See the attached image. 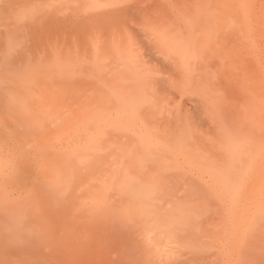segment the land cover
<instances>
[{"label": "bare ground", "instance_id": "bare-ground-1", "mask_svg": "<svg viewBox=\"0 0 264 264\" xmlns=\"http://www.w3.org/2000/svg\"><path fill=\"white\" fill-rule=\"evenodd\" d=\"M46 2H47V0H45ZM51 2V3H57L58 1H60V0H48V2ZM66 1V0H65ZM69 1H71V0H69ZM78 1V0H77ZM80 1V0H79ZM94 1H96V2H98V8L100 9V7L101 8H103V10H102V14H101V16H106V18L108 17L109 18V14H111V13H109V12H113L112 11V9L114 8V6L117 8L118 7V5L117 4H114L113 2H116V3H118V0H93V2ZM161 1V0H160ZM159 1V2H160ZM163 1V0H162ZM158 2L157 4V6H156V8H155V10H154V13L156 14V9L159 7H161V6H164V3H165V7H163V9H167V10H165L164 12L161 10V8H160V10L164 13V14H162L161 13V11L159 12L158 10V12L160 13V16L158 15V17H155L154 18V16L152 15H150L149 13L147 14V15H145V11H142V10H144V9H139V8H136V11L132 8V12H133V10H134V13L136 12H139V10H141L143 13H144V16H142L143 15V13H142V15L141 14H139V15H141V16H139L138 14L137 15H135L136 17L137 16H139L138 18L140 19L141 17V21L143 22V19H146L147 20V18H148V20L152 17L153 18V20L151 21V19L148 21H146V20H144V24L142 23V22H138V25H139V23H140V27L142 28V29H144V30H142V29H140L139 31H142V33L143 34H141L142 36H146L147 34H149V38H150V36H152V34H153V31H156V30H159V28L158 27H160V29L161 28H163L162 30H159V32L160 31H163V34H165V33H167V34H169V32L171 33V34H173L174 32L173 31H176V30H178V29H181L182 27V25H181V23L183 24L184 23V21L186 22V21H189L190 22V27H188L187 25H189L187 22L186 23H184L185 25L184 26H187L186 27V29L187 28H193V27H191V24H192V20L194 19L195 20V18H197V21L199 20L198 19V17L201 15V17H199L200 18V22H201V20H202V22L205 24L206 23V21H207V19L206 18H208L209 17V15H207V17L205 16L204 17V15H206V13H207V10H205V12H203V8L205 7L204 5H208L207 4V2H208V0H207V2H203V1H206V0H195V3H196V1H197V3L199 2V4H196L195 6H193L194 4H193V2L194 1H190V0H172L171 2L173 3V5L175 4L177 7L178 6H180L179 7V9H176L173 5H171V8H172V6H173V8H175L174 10H177L176 12H178V13H181V15H179L178 16V14L176 13V12H174V13H176L177 14V16L176 15H174V13H173V8L170 10L169 8H167V4H168V1H170V0H164L163 2ZM179 1V2H178ZM212 2H214V3H212V2H210V0H209V2H210V4L208 5L209 7H210V5H211V3L212 4H215L216 6L218 5V7H226V8H224V9H222V14H223V16H222V14L220 15V14H218V17H217V13H213V15L215 14L216 16H213L215 19L213 20V22L215 23V25H213V26H215V28L217 29V37L218 38H216L215 40H216V42H219V43H222V41H223V38L225 37V39H226V41H227V35H229V34H227V33H225L226 32V29H225V27H224V29H225V32H223V29H222V31H221V28L219 29V24H221L219 21H216V19L218 20V19H222V20H220L221 22L222 21H224V22H222L223 24L225 23H227V25H228V23L230 24V22L232 23V21H234L235 20V22L236 23H238L237 25H238V30L240 29V25H242V24H240V21L243 23H245L243 26H245V30H244V35H245V31H247V33H246V37L244 38V37H242L241 35H239V36H241L240 38L241 39H246L247 41L249 40L250 41V37H247L248 35H250V33L251 32H254V30L256 29V32H254V33H260L259 31L257 32V28H259L258 27V25H259V23H257V22H255L256 20L257 21H261V23H262V26L260 25V28H262V33H260V34H262V36H263V34H264V4H263V2H259L260 4V6H259V8H261V6H262V8L260 9V10H258V9H256V10H254V6H255V2L253 1L252 3H250L249 2V0H219V1H217V2H215L214 0H211ZM256 1V0H255ZM47 2V3H48ZM63 2V1H62ZM61 2V3H62ZM68 2V1H67ZM66 2V3H67ZM101 2V3H100ZM170 2V3H171ZM186 3V4H184V3ZM190 3V4H187V3ZM201 2H203V4L201 3ZM60 3V2H59ZM64 3V2H63ZM78 3V2H77ZM113 3V4H112ZM119 3H120V1H119ZM153 3V2H152ZM155 3V2H154ZM153 3V5L155 6V4ZM179 3V4H178ZM217 3V4H216ZM262 3V4H261ZM50 4V3H49ZM48 4V5H49ZM65 4V3H64ZM99 4H101V5H99ZM147 4V3H146ZM149 4H151V3H149ZM184 4V5H183ZM254 4V6H252ZM257 4V3H256ZM117 5V6H116ZM138 5H141V4H138ZM160 5V6H159ZM181 5H182V7H186L185 8V10L186 11H188V12H186L185 10H181L182 9V7H181ZM188 5H189V7H188ZM201 5V6H200ZM203 5V6H202ZM108 6V7H107ZM151 6V5H150ZM190 6H192L191 8H190ZM211 6H214V5H211ZM246 6V7H245ZM59 7V6H58ZM63 7V6H62ZM68 7V6H67ZM111 8L112 7V9H111V11H110V9H106V8ZM139 7V6H138ZM153 7V6H152ZM170 7V6H169ZM195 7H200V10H201V12H199V11H197V9H196V11H193V9L195 10ZM203 7V8H202ZM228 7H229V9H230V12H227V11H229V9H228ZM255 7H257V6H255ZM142 8V7H141ZM149 8V7H148ZM193 8V9H192ZM206 8H207V6H206ZM106 9V11L109 13H107L106 11H104ZM115 9V8H114ZM137 9H139L138 11H137ZM168 9H169V11H168ZM191 11H190V10ZM215 10H216V8H214ZM227 9V10H226ZM151 10H153V8L151 9ZM181 10V11H180ZM223 10L225 11V12H223ZM260 11L259 12V14L257 13V16H256V13H255V11ZM104 11V12H103ZM147 12H150V9H149V11L148 10H146ZM167 11V12H166ZM180 11V12H179ZM184 11V12H183ZM193 11V12H192ZM218 11V10H217ZM248 11H250V12H248ZM251 11H254V14H253V12H251ZM106 12V13H105ZM115 12V11H114ZM119 12V11H118ZM130 12V11H129ZM152 12V11H151ZM184 13V15H186V18L188 17V15H189V13L191 12V14L189 15V16H192V14L194 13V12H196V15H195V13L193 14L194 16H197L198 15V13H200V15L198 16V17H195L194 18V16L192 17V19H191V17L189 18V20L187 19L186 20V18H184L183 19V22H181L180 20H178V19H175V18H178V17H181L182 15H183V13ZM185 12L187 13V14H185ZM203 12V13H202ZM218 12H220V11H218ZM247 12V13H246ZM103 13H105V14H108V15H105V14H103ZM134 13H131V14H129V16L130 15H134ZM135 13V14H136ZM158 13V14H159ZM168 13V15H169V13H170V17L168 16V15H166ZM205 13V14H204ZM227 13H228V15H227ZM235 17V18H233V20L232 21H230L229 20V18H232L231 16V14ZM114 14H116V13H114ZM114 14H112V15H110V18L112 19V22H113V26H111V28H110V30L112 31L113 30V32L111 33V36H113V41L115 42L116 41V43L115 44H117L118 43V45H119V47H118V45H115L116 46V48H115V46H114V44L112 43V38H111V36H110V38H108L109 37V33L111 32L109 29H108V32H107V34H102V37H101V39H102V41H101V51H98V53H100L101 52V63H96L95 61L94 62H92L91 63V65L90 66H85V72H87V74L86 75H84L85 76V78L84 79H82L81 81H72V80H68L67 82L66 81H62L63 83H58L57 84V90H59V88H61V91H62V93L61 94H70L71 92H72V94H76V95H78L79 97H78V100L77 101H75V102H73L72 100H74V99H72V97H70L69 96V99H72V100H70V101H72V102H70V104L67 102L66 104H65V107L67 106V110H65L64 112L65 113H60V114H55L54 112H52L51 111V109L49 108L48 110L46 109V108H43V109H41V107L39 106L38 107V105L36 106L35 105V107H34V109L36 108L38 111H39V113H43L44 114V111H46L45 112V116H43V115H40V117H38V116H36V117H38L37 118V120L38 119H42V118H44V117H49L50 116V119H51V121H50V119H49V123L51 124L50 126H49V128L47 127V126H45L46 125V122L47 121H45V124L43 125V131H39L38 133L40 134V132H41V134H43V132L45 131V129H50L51 128V131H48V132H50L51 133V135L49 134V133H47V132H44V135H39L38 134V136H37V132H36V135L34 136H31L32 138H34V139H31V143H29L32 147H29L30 145L29 144H26L25 146L23 145L24 144V142H22L23 144H22V147H25L24 149H26V148H31L33 151H30V152H34V158H35V160H37V163H38V161L40 160V158H46V159H48L46 156H48L49 158H51L52 157V159L54 158V160H53V162H52V164L54 165V164H56V165H54L55 167L56 166H61L62 165V161L64 160V159H66V160H64L63 161V170H65V172H63V171H61V169H60V171H61V173H59L58 172V176H57V178H56V180H55V178H53L54 179V181L51 183V184H48V183H46L47 185H46V187L45 188H43V187H39L40 185H38V190L40 191L41 190V192H51V193H56V194H58V192L57 191H59V192H61L62 194H69V191H72V190H74V188L76 187V185H77V187H80L81 186V189H82V187H83V191H85V193H87V195H89L90 194V192L91 191H87V190H90V189H93V188H100L101 189V191L104 193V196H102L101 198H97V199H92V201H90L89 203H86L85 202V200H86V198H85V200L83 199L84 197H87V195L85 196L84 194H81V193H83L82 192V190H80V188H78V191L79 192H74V193H78V194H81L80 196L81 197H83V198H80V199H83L84 201H81L82 203H85V205H86V208L87 209H89V208H91L92 210H87V211H93V210H97L98 211V214H101V215H104L103 214V212H111V213H113V214H116L117 215V220H119L120 222H119V228H117L118 229V231L121 229V228H126L127 227V225L128 224H135L136 225V230L134 229V230H132L133 231V233H134V235L136 234V240H140L147 248H148V250L150 249V251H148V253H149V255L150 254H152L153 255V259H154V264H264V238H263V236H264V233H263V231H264V183H263V178H264V176H263V167L259 164V162L260 161H263V147H264V143H263V119H264V116H263V114H264V106H263V88H262V92H260V95H262L261 97H259L260 95L257 93H255L256 95H257V97L255 96V94H253V96H255V98H257L256 99V101L257 100H261L263 103L260 105V104H256V101H255V103L253 102L252 103V107L253 108H255L256 106H258V105H260L259 107H258V111H259V114H257V111L255 112L256 114L255 115H252L253 117L255 116V118H253L254 119V121L255 122H253L252 123V127H254V128H256L257 127V129L259 130L258 132L259 133H256L257 132V129H256V131H255V129H251V128H249L250 130H251V132H253V133H249V135H251V138L248 136V132L249 131H245V130H247L246 128H247V126H246V124L245 123H243V119H240V121H239V119L238 118H241V113H243V115L242 116H244V115H246L245 116V118H247L248 117V120H250L249 119V116L250 117H252L251 116V114H252V112H250V110H247L248 112H250V113H248V115L245 113V112H243V111H241V113H240V111H238V113H239V115H238V113L237 112H234L233 113V111H232V109H233V107L231 106V108L232 109H230V105L229 106H227V105H225V106H223L224 104H227L228 102V98L226 97L225 98V96H227L228 95V92H227V90H226V94L224 95L223 94V92L225 91H222L221 89H218L217 88V90H218V92H219V90H221V92H219V94L216 92V96L215 95H213L212 93H210V88H209V92L208 91H206V92H208L210 95H211V97H209L210 95L208 94V96H206V99L207 98H209L210 100L209 101H207L206 99H205V91L204 92H202L201 93V97H200V94H199V92L198 91H200L199 89H197V87L198 88H200L199 86H201V85H198L197 83H199L198 81H197V83H196V76L194 77V75H195V73L197 74L198 72H195V73H193L192 72V70H191V68L190 67H188V66H192V68H194L195 66H197L196 65V62H197V60H196V58H198V57H196L195 55V52L197 51L196 50V48L198 47V45H197V43H195V46H196V48H195V50L193 49V51H195V52H193L190 48H192V47H189L188 46V49H190L192 52H193V54H195L194 56L196 57H192V60H193V58H195V60H196V62H195V60H194V62H195V66H194V62H193V64H192V62L190 61V60H188V58H187V60L188 61H190V63H188V62H186V60H185V62L187 63V66L186 67H183L184 69H182V68H180V67H182V65L183 64H180L179 63V59H178V56H180L181 58H182V60H184L185 58H186V51H187V55H188V51H190V50H188L187 49V39L186 38H189V37H187V36H189V35H187L188 33H190V32H188V33H185V30L182 28V30L183 31H181V30H178V32L179 31H181V32H179V33H177V31H176V33L178 34V35H175V34H173V36H174V38H173V36L171 37L170 35H169V37H168V35H166L167 37H165V38H170L169 40H170V42H169V40L168 41H166V43L168 44L167 46H168V48L166 47V46H164V42H165V38H163L165 35H163L162 33V35H160L159 36V39L161 38V39H164V42H163V40H161V44L159 43V40L157 39V37L158 36H156V35H154V34H157V35H159L160 33H154L153 34V36H152V38L154 37V39H152V41H154V44L156 43V44H158L159 46H161V49L162 50H160L159 49V52H156V54L158 53L159 54V56H161L162 55V53H163V51H164V53H163V57H166L167 56V61L169 62L170 61V63L173 65V64H175L174 62H176V64L175 65H173L174 67V70L176 71L175 72V76H176V74L178 75V72L180 71L181 72V74H185L186 73V76L189 74V72H190V75H188L187 77L185 76V79L187 78H189V80H190V82H193V83H196V85H198V86H196L195 84H193V83H190V84H192V85H190L189 86V88L192 90V89H196L195 90V93L192 95V93L194 92V90H192V91H190V95H192V96H194L195 97V94L196 95H198V96H196L195 97V99H196V101L195 100H193V103L195 104L196 103V105H197V103L198 104H200V103H204L203 105L201 104V109H203L202 107H204L205 105V109L207 110V111H213V109H209V106H207L208 104H210V103H213L214 102V100H213V96L215 97V101H216V103L214 102L213 104H211L210 106H212L213 105V108L215 109L216 108V106L218 105V107L217 108H220V109H215L216 110V112H213V114L215 113V115H218V113H219V115H220V113H221V111L222 110H224V114L227 116L228 114L230 115V116H233V117H231V118H233V119H235V121L234 122H236V120L237 121H239V122H237V124H238V126L240 125V124H242V125H240L242 128L240 129V130H238V131H240V133H238V132H236V133H234L233 134V132H235L234 131V129L233 130H229V128H228V126L230 127V125L227 123V120H225V119H228L229 118V115L226 117V118H224L225 116H224V114L223 115H220V117L222 116L223 118H224V121H226V123L224 124V122H220L221 121V119H222V117H221V119H220V121H218V122H220L219 124L221 125V123H223L222 124V126L224 125V127L225 126H227V124H228V126L227 127H225L227 130H225L224 129V134H226V136H225V139H224V137L222 138L221 136L222 135H224V134H222V130H220L219 131V129H218V127H216V128H214V129H218V131H219V133H218V131L216 132L215 130H214V132H215V135L217 134V136H213V135H211L212 133H213V131H212V133H210V131L211 130H209V121L207 120V119H209V120H212L213 121V123L212 122H210V123H212V124H214V122H215V117H217V116H214L212 113H211V115H213L214 117H212L211 118V116H210V114H208L205 110H203V113L201 112V114H200V111L198 112L200 115H204V117H203V119L202 120H205L206 122H208V124L207 125H205L204 124V122L205 121H203V122H200V120H201V118H200V120L198 119V121H199V123H202L201 125L199 124V126L197 127V126H194L193 124H192V122L193 123H196V122H194L195 121V118H191L190 116H186L185 114H183L182 115V112H180L179 110V112H180V114H177V113H179V112H176V110L177 109H179V108H176L175 109V115H171V113H173V112H171V113H169V111H171V109L169 108V111H167L168 110V108H167V102H166V104H165V102H164V100H162V101H154V103H156L155 105L156 106H154L155 107V110H156V113L158 112V110H159V112H161V110L159 109V108H161V109H166L165 111L164 110H162L163 112H165L164 114H163V116H164V119H162V121L160 122V120H159V118H156V114H154L155 115V118L153 119L152 117H154V115L152 116L151 114H153L152 113V110L154 109H152V105H151V102L153 103V101H150L149 103L148 102H146L147 100H152L153 98L152 97H154L155 95H157V96H155L156 97V99H158V97L160 96L159 94H161L162 93V91L158 88L159 86H161L160 84V80H162L163 81V79H160L161 78V75H162V72H161V75L159 74V68L158 67H156V68H158V71L156 70H154V69H156V68H152V67H150L151 66V64L149 63V65L148 64H145V63H143L144 65H146V66H148L147 67V69H145V67H144V70H146V72L143 70V69H141V68H143V66L141 65V63H138L139 65L138 66H140V67H138L137 66V64L136 63H133V61H134V59H133V57H132V54L130 53V51H127V50H129L130 48H131V45L133 46V45H135V44H137L136 42V36L134 35V33L136 32H133V33H131V30L134 28V26H135V24L137 23H134L135 21H134V19H133V21H132V19L131 20H126V22H133L134 24V26L133 27H130V25H131V23H130V25H129V23H127V25L130 27V28H132L131 30L129 29V28H125V31L127 32V30H130V32H128V33H126L124 30H123V27L121 26V24H123V22L125 23V19H124V21L121 23V22H119V25L118 24H115L114 23V20H113V18H115V17H113V15ZM120 14V13H119ZM153 14V13H152ZM202 14H204L203 15V17H204V19L202 18ZM209 14V13H208ZM251 14H252V17L254 16L255 17V21H254V19H253V21H254V23H253V21H252V17H251ZM261 14V15H260ZM149 15V16H148ZM157 15V14H156ZM226 15V17L228 18V20H229V22H228V20H227V22L225 21V16ZM230 15V16H229ZM260 15V16H259ZM120 16V15H119ZM146 16V17H145ZM174 18H173V17ZM229 16V17H228ZM118 17V16H117ZM131 17H133V16H131ZM160 17H161V19H160ZM173 19H172V18ZM253 17V18H254ZM261 17V18H260ZM125 18H127L126 16H125ZM166 19L165 21H164V19ZM183 18V17H182ZM210 18V17H209ZM259 18V19H258ZM128 19H130L129 17H128ZM136 19V18H135ZM158 20H161V21H163V23L161 22V21H158ZM168 20H171V22L170 21H168ZM173 20H175V21H173ZM191 20V21H190ZM211 20H212V16H211ZM168 21V22H167ZM173 21V22H172ZM178 21H180L181 23H179ZM205 21V22H204ZM238 21V22H237ZM148 22V23H147ZM152 22V23H151ZM161 24H160V23ZM174 23L173 25H174V27H175V29L173 28V27H171V26H169L170 24H168V23ZM194 22V21H193ZM195 22H196V20H195ZM201 22V23H202ZM212 22V21H211ZM218 22H219V24H218ZM235 22H233V24L232 25H230L229 27H233V26H235L236 27V23ZM146 23V24H145ZM176 23V24H175ZM197 23V22H196ZM199 23V22H198ZM213 23V24H214ZM251 23H253V25L255 24L256 26H257V28H255L256 26H252V25H250ZM126 24V23H125ZM162 24H164V25H162ZM187 24V25H186ZM203 24V25H204ZM222 24V25H223ZM258 24V25H257ZM137 25V24H136ZM147 27H146V26ZM150 25V26H149ZM156 25H157V27H156ZM178 25H180V27L178 26ZM203 25H201V26H199V27H201L202 28V26ZM206 25V27H204L205 28V31L207 30V27H208V29H209V26L211 25V23L209 22V26H207L208 24H205ZM247 25H250L251 26V29H252V31H250L251 29H249L250 28V26H249V28H248V26ZM119 26V27H118ZM132 26V25H131ZM139 26H137L138 28H139ZM153 26V27H152ZM165 26L167 27L166 29L168 30V32L166 31L165 32V30H164V28H165ZM198 25H196V27H197ZM213 26L211 27L212 29H214L213 28ZM243 26H242V28L240 29V32L242 33V31H243ZM113 27V28H112ZM116 27H118V28H116ZM136 27V28H137ZM151 27V28H150ZM154 27H156V28H154ZM178 27V29H176ZM195 27V29L193 28V29H191V30H194V31H196V32H192L191 34H197V32H198V34H197V36H201L202 37V35H200L199 34V31H200V28L199 27H197L196 28ZM218 27V28H217ZM231 27V28H232ZM120 28V29H119ZM147 28V29H146ZM153 28H154V30H153ZM169 28V29H168ZM185 28V27H184ZM204 28H203V31H204ZM210 28V29H211ZM259 28V29H260ZM148 29H152V30H150V31H152V32H150ZM199 29V30H198ZM216 29H215V31H216ZM247 29V30H246ZM248 29H249V32L250 33H248ZM254 29V30H253ZM146 30H148V32H146ZM198 30V31H197ZM202 30V29H201ZM218 30L219 31H221V32H219V34H218ZM139 31H137L136 32V34H139L140 35V33H139ZM202 31V32H203ZM211 31V30H210ZM116 32V33H115ZM122 34H121V33ZM124 32V33H123ZM173 32V33H172ZM222 32H223V34L225 33V36L224 35H222V37L221 36H219L220 34H222ZM239 32V33H240ZM133 34V35H131V34ZM152 33V34H151ZM205 33V32H204ZM211 33H212V35L210 36V37H212L213 36V32L211 31ZM216 33V32H215ZM228 33H230V32H228ZM232 33V32H231ZM124 34V35H123ZM126 34H128V36L126 35ZM130 34V35H129ZM180 34V35H179ZM182 34V35H181ZM185 34V35H184ZM203 34V33H202ZM209 34V33H208ZM227 34V35H226ZM248 34V35H247ZM253 34V33H252ZM252 34L250 35V36H252ZM259 34V35H260ZM108 35V36H107ZM115 35V36H114ZM140 35V36H141ZM187 35V36H186ZM103 36H105V37H107L106 39H105V37H103ZM122 36V37H121ZM126 36V37H125ZM181 36V37H180ZM183 36V37H182ZM197 36H193L194 38H196ZM205 36H207L206 34H205ZM209 36V35H208ZM230 36L232 37V34H230ZM115 37V38H114ZM127 37H130V40L129 41H131V45H130V42H128L127 40L129 39V38H127ZM147 37V38H148ZM176 37H178V41H179V38L181 39H184V40H182V41H180V42H178L177 43V38ZM190 37H192V36H190ZM215 37V36H214ZM253 37H254V39H253ZM253 37H251L252 39H251V42H252V40L254 41L255 40V37H256V39H258V38H262V37H258V36H254L253 35ZM258 37V38H257ZM264 37V36H263ZM132 38V39H131ZM156 38V39H155ZM176 38V39H175ZM194 38H192V40H193V42H198L199 40V45L201 46V44L202 43H204V42H206V43H204L203 45H215V44H213L214 42H212V40L209 38V37H205L206 39H208V40H211V43H210V41H205V38H204V36H203V38H204V41H203V39H202V41H201V39H199V38H197L196 39V41L194 40ZM222 40H221V39ZM233 38V37H232ZM108 39H109V41L110 42H108ZM122 39V40H121ZM141 39V38H140ZM174 39V40H176V42L173 40V42H172V40ZM231 39V38H230ZM229 39V42H231V40H234V39H231L230 40ZM263 39L264 38H262L261 40H262V42H263ZM126 42H125V41ZM139 40V39H138ZM142 40H143V37H142ZM141 40V41H142ZM218 40V41H217ZM220 40H221V42H220ZM240 40V39H239ZM246 40H244L245 42H246ZM105 41H107V43H105ZM118 41V42H117ZM136 41V42H135ZM146 40H144V42H145ZM148 41V40H147ZM236 41V40H235ZM238 41V40H237ZM120 42V43H119ZM139 42V41H138ZM162 42H163V44H162ZM184 42V43H183ZM223 42H225V40L223 41ZM244 42V43H245ZM250 42V43H251ZM256 42V41H255ZM103 43V44H102ZM121 43H123V44H121ZM151 43V41L148 43V44H150ZM171 43V44H170ZM180 43V45H178ZM182 43V44H181ZM208 43V44H207ZM233 43V42H232ZM231 43V44H232ZM240 43V42H239ZM253 44H254V42H252ZM249 44L250 45V47L253 45V44ZM257 43H258V41H257ZM114 46H112V45ZM125 44V45H124ZM152 44V43H151ZM154 44H152L155 48H156V44L154 45ZM171 46H170V45ZM224 44H226L227 45V43H223V46H224ZM233 44H235V43H233ZM247 44V43H246ZM262 44V46L261 47H258L257 48V50L259 49V51H260V48H261V50H262V52L260 53V54H262V57H263V43H261ZM104 45H106V46H103ZM123 45H124V47H123ZM127 45H130V48L129 47H127ZM151 45V46H152ZM166 45V44H165ZM202 45V46H203ZM211 45L209 46L210 48H209V50H207V48H206V46L204 47L205 49H203L202 48V46H201V48L204 50H202L201 52H204L205 54L209 51L210 52V50L212 49L213 50V48H211ZM248 45V46H249ZM257 44L255 43V46L254 47H257L256 46ZM259 45H260V42H259ZM110 46V47H109ZM151 46H149L148 45V47H151ZM164 46V47H163ZM183 46H184V49H183ZM193 46H194V44H193ZM194 46V47H195ZM217 46V45H216ZM233 46V45H232ZM231 46V47H232ZM240 46V45H239ZM247 46V48L249 49V51L247 52V53H249L250 52V48ZM111 47H112V50H111ZM129 48V49H127V48ZM136 46H134L133 48H132V50L133 51H136L137 49V47H139V49L140 48H142V47H140L138 44H137V47L135 48ZM147 47V48H148ZM170 47H171V50H170ZM214 47V49H215V46H213ZM236 47V46H235ZM108 50H107V49ZM120 48H122V49H124V51H121V52H124V53H121L120 52V50H117V53L118 52H120L119 54H118V56L116 57V58H118L119 59V61L122 63V66H124V70L123 69H121V70H123V71H119L117 68L115 69L114 67L115 66H119V62L118 63H113L112 61H115V55H117L116 54V52H115V50L113 51V49H120ZM144 48L145 47H143V51H144ZM147 48H146V52H147ZM155 48H151L152 50L153 49H155ZM159 48V47H158ZM167 48V49H166ZM224 48V47H223ZM234 48V47H233ZM243 48L246 50V48L243 46ZM110 49V50H109ZM121 49V50H122ZM127 49V50H126ZM135 49V50H134ZM151 49H150V51L149 52H151ZM198 50H199V48H197ZM247 49V50H248ZM255 50L253 47L251 48V50ZM132 50H131V52H132ZM148 50H149V48H148ZM168 50H170L171 51V53L169 54V55H166V52H168ZM211 50V51H212ZM107 51V52H106ZM139 51V50H138ZM138 51H136V54H137V52ZM155 51H156V49H155ZM154 51V52H155ZM158 51V50H157ZM200 51V50H199ZM207 51V52H206ZM218 51H220L219 50V48H218ZM226 51V50H225ZM228 51H230L229 49H228ZM243 51V50H242ZM153 52V53H154ZM160 52H161V54H160ZM181 52H183V53H181ZM208 52V53H209ZM212 52H214V51H212ZM222 52H223V50H222ZM235 52V51H234ZM237 52V51H236ZM239 52V51H238ZM241 52V51H240ZM254 52V51H253ZM105 53V54H104ZM112 53V54H111ZM141 53V52H140ZM145 53V52H144ZM144 53H143V55H144ZM148 53V52H147ZM146 53V54H147ZM175 53H177L178 55L177 56H174V54ZM180 53V54H179ZM189 53H191V52H189ZM198 53V52H197ZM220 53H221V51H220ZM246 53V52H245ZM245 53H243V55L245 54ZM246 53V54H247ZM255 53H257V52H255ZM107 54H109V55H107ZM157 54V55H158ZM168 54V53H167ZM171 54H173V55H171ZM226 54V53H225ZM231 54V53H230ZM233 54V53H232ZM249 54H252V53H249ZM248 54V55H249ZM119 55H121V56H119ZM142 55V54H141ZM166 55V56H165ZM176 55V54H175ZM209 55V54H208ZM235 55H236V53H235ZM239 55H240V53H239ZM239 55L237 54V56L239 57ZM257 55V54H256ZM168 56H170V58L171 57H173V58H168ZM189 56V55H188ZM193 56V55H192ZM202 56V54L200 55V57ZM204 56H206V55H203V58H204V63H205V57ZM218 56H220V55H218ZM222 56V55H221ZM231 56V55H230ZM242 56V55H241ZM251 56H253V55H251ZM250 56V57H251ZM261 56V55H260ZM110 57V58H109ZM148 57H150V56H148ZM207 58H208V56H206ZM214 57V56H213ZM227 57V56H226ZM235 57V56H234ZM243 57V56H242ZM248 57V56H247ZM175 58L177 59V60H175ZM191 58V57H190ZM189 58V59H190ZM211 58V57H210ZM254 58V57H253ZM258 58V57H257ZM107 59H109V60H107ZM166 59V58H165ZM213 59V58H212ZM211 59V60H212ZM219 59H221V58H219ZM218 59V60H219ZM226 59V58H225ZM235 59H237L236 57H235ZM249 59V58H248ZM255 59V58H254ZM117 60V59H116ZM222 60V59H221ZM238 60H239V58H238ZM237 60V61H238ZM241 60V59H240ZM251 60H252V58H251ZM104 61H106L105 63H103ZM110 61V62H109ZM161 61H162V59H161ZM198 61H199V59H198ZM201 61V60H200ZM200 61H199V63H200ZM225 60H223V63L222 64H224L225 62H224ZM233 61V60H232ZM247 61V60H246ZM250 61V60H249ZM248 61V62H249ZM254 61V60H253ZM252 61V62H253ZM80 62V61H79ZM163 62V61H162ZM161 62V63H162ZM181 62V61H180ZM184 62V63H185ZM239 62H243V60H241V61H239ZM247 62V63H248ZM262 62H263V59H262ZM114 64L113 66H112V68L113 69H115V70H118L119 72H121L122 74H120V73H118V74H120V75H117V72L115 71V75L113 74L112 75V73L114 72V71H112V68H110V72H111V75L112 76H110L109 74H107V72L108 71H105L104 70V72H102V67L104 66V64H106V65H109V64ZM132 63H133V65L134 64H136V67L139 69H137L138 70V75H139V71H143V73L147 76V74L149 73V69L151 70V72L152 71H154V72H156V74H151V72H150V75H152L153 76V78H151L150 76V79H148L149 77H144L145 75H143L142 73H140L141 75H140V79L138 78V80H139V82H140V80L142 81V83L145 81L146 82V80H147V85H149V86H147L146 84H142V86L143 85H146L147 87H149L150 89V91H153V89H151V87H152V85H154V88H155V86H157L156 88H155V90L153 91V94L152 93H150V95L152 96V97H150L149 96V98L150 99H148V97H147V99L145 98L146 97V95H144V94H142V93H144V91L142 92V90L144 89L145 91L147 90V88H145V87H143L142 89H141V87H140V83L138 82V80H135V78H134V75L133 74H135L136 72L135 71H137L136 69H135V65L133 66L132 65ZM169 63V64H170ZM178 63V64H177ZM181 63H183V62H181ZM229 63H230V61H229ZM235 63V62H234ZM237 63V62H236ZM244 63H245V61H244ZM111 64V65H112ZM117 64V65H116ZM153 64V63H152ZM157 64L158 63H156V66H157ZM163 65H164V63H162ZM170 64V66L172 67V65ZM189 64V65H188ZM202 64H203V62H202ZM206 64H207V61H206ZM241 64V63H240ZM246 64V63H245ZM111 65L110 66H107L108 68L109 67H111ZM160 65V64H159ZM184 65H186V64H184ZM209 65V63L206 65V66H208ZM255 65V64H254ZM133 66V67H132ZM162 66V65H161ZM165 66V65H164ZM164 66H162V67H164ZM170 66H169V68H170ZM178 66V67H177ZM198 66H201L200 64H198ZM205 66V65H204ZM107 67H106V70H109V69H107ZM119 67H121V66H119ZM118 67V68H119ZM154 67V66H153ZM160 67V66H159ZM166 67L168 68V66L166 65ZM165 67V68H166ZM220 67H223L224 68V66L222 65V66H220ZM226 67V66H225ZM234 67V66H233ZM241 67H242V65H241ZM249 67V66H248ZM247 67V68H248ZM252 68H253V65L251 66ZM263 67V66H262ZM149 68V69H148ZM152 68V69H151ZM165 68H162V70L164 69L165 71H167ZM173 68L171 69V71H173L174 72V70H173ZM185 68H188L187 70L185 69ZM196 68V67H195ZM207 68V67H206ZM230 68H232V66L230 65ZM103 69H105V67H103ZM135 69V70H134ZM225 69V68H224ZM223 69V70H224ZM233 69V68H232ZM232 69H229V70H232ZM241 69H243V70H245L244 69V67L243 68H241ZM249 69V68H248ZM148 70V71H147ZM161 70V71H162ZM177 70H178V72H177ZM183 70V71H182ZM184 70H186L187 72H185L184 73ZM199 70H200V68H199ZM205 70V69H204ZM207 70V69H206ZM210 70V69H209ZM219 70V69H218ZM226 70V69H225ZM228 70V69H227ZM226 70V71H227ZM228 70V74H230V71ZM242 70V71H243ZM247 70V69H246ZM249 70H251V68L249 69ZM252 70H254V69H252ZM252 70L251 71H249V72H252ZM169 71V70H168ZM208 71V70H207ZM220 71V70H219ZM233 71V70H232ZM231 71V72H232ZM125 74H124V73ZM135 72V73H134ZM148 72V73H147ZM172 72V73H173ZM225 72V71H224ZM246 72V71H245ZM64 73H67V72H64ZM158 73V74H157ZM166 74H167V72H165ZM193 73V74H192ZM247 73V72H246ZM254 72H252V74H253ZM2 73H0V76H2L1 75ZM105 74V75H104ZM169 74H171V73H169ZM205 74H208V73H204V75ZM226 74V73H225ZM243 75H244V73H242ZM255 74V73H254ZM254 74H253V76H254ZM104 75V76H103ZM107 75L111 78V79H109V77H107ZM120 76V77H117V76ZM122 75V76H121ZM125 75V76H124ZM137 75V76H138ZM149 75V74H148ZM160 76V78H158L157 79V76ZM172 75V74H171ZM216 75V74H215ZM219 75V74H218ZM217 75V76H218ZM232 74H230V76H231ZM243 75H241V73H240V77H242V78H244L243 77ZM23 76H25V75H23ZM106 76V77H105ZM136 76V74H135V77H137ZM142 76V77H141ZM156 76V77H155ZM200 76V75H199ZM209 76H210V74H209ZM222 76V75H221ZM229 76V75H228ZM227 76V77H228ZM245 76V75H244ZM248 76V75H247ZM252 75H250V77H251ZM26 77L27 76H25V77H23L22 78V76H20V79L22 80V82L25 80H27L26 79ZM29 77V76H28ZM27 77V78H28ZM104 77H105V80L102 82L101 81V79L103 78L104 79ZM144 77V78H143ZM156 78V80H155V78ZM162 77H163V75H162ZM168 77V76H167ZM166 77V78H167ZM191 77V78H190ZM194 77V78H193ZM211 77H213V74H212V76ZM219 77V76H218ZM236 77V76H235ZM257 77V76H256ZM259 77V76H258ZM260 77H262V82L261 81H259V83H262V84H257V83H255V82H253V84H256V85H253V84H250V86H254V87H258V88H260V87H263V75L262 76H260ZM31 78V77H30ZM116 78V79H115ZM172 79V77H168L167 79H168V81L170 80V82H171V79ZM173 78H174V76H173ZM175 78H177V76L175 77ZM174 78V79H175ZM178 78H180L179 77V75H178ZM196 78V79H195ZM206 78H208V76H206ZM216 79H217V81H215V80H213V78L211 79L212 80V83L214 82H217L216 84L217 85H219V80H221V77H220V79H218L217 77H215ZM223 78V77H222ZM17 79V78H16ZM108 79V80H107ZM137 79V78H136ZM144 81H143V80ZM152 79V80H151ZM167 79H164L165 81L167 80ZM174 79H172V80H174ZM185 79H183L184 81H186ZM202 79H203V77H202ZM201 79V80H202ZM208 79H210V78H208ZM208 79H207V81H208ZM226 79V78H225ZM248 79H251V78H248ZM252 79H253V77H252ZM251 79V80H252ZM132 80H133V82H135V84L132 82ZM158 80H159V83H156V82H158ZM182 80V79H181ZM189 80H187V81H189ZM192 80V81H191ZM194 80V81H193ZM198 80H200V79H198ZM232 80H233V78H232ZM236 82H237V80H238V78L236 77ZM235 80H234V82H235ZM241 80V79H240ZM243 80V79H242ZM241 80V81H242ZM251 80H249L250 82L249 83H252L251 82ZM25 81H24V83H25ZM29 80H27L26 81V83L25 84H27V85H25L26 87V89H29V85L31 84L32 85V82L30 83V84H28L27 82H28ZM31 81V80H30ZM29 81V82H30ZM128 81V83H129V81H131V90H132V88H133V86L134 85H136L137 84V82L139 83V85H138V87L137 86H134V88H133V90L135 89V90H141V91H135V92H137V94L134 92V94H132L133 93V91H132V93L129 91H127L128 93H126V91H125V93H124V91L122 90V89H120V91L118 90L120 87H121V85L124 83V85H122V87L121 88H124V86L126 87V89H128V90H130L129 88H130V84H128L127 85V83H125V82H127ZM137 81V82H136ZM154 81V82H153ZM165 81H163V82H165ZM187 81H186V83L185 84H187ZM247 81V80H246ZM73 82V83H72ZM75 82H76V85L78 84L79 85V83H81V85H75ZM169 82V83H170ZM173 82H175V83H177L176 81H173ZM173 82H171V84H174L173 86H176V84L175 83H173ZM180 82V81H179ZM228 82V81H227ZM232 82V81H231ZM13 83V82H12ZM11 83V84H12ZM14 83H15V81H14ZM24 83H23V85H24ZM68 83V84H67ZM117 83H118V85H117ZM119 83H122V84H119ZM149 83V84H148ZM152 85H151V84ZM154 83H156V84H154ZM169 83H167V84H169ZM201 83V82H200ZM208 83V82H207ZM210 83V82H209ZM239 83V82H238ZM248 83V82H247ZM63 84V85H62ZM74 84V85H73ZM165 84V83H164ZM166 84V85H167ZM171 84H169V86L171 87L170 89L172 90V85ZM179 84V83H178ZM177 84V85H178ZM216 84H214L215 85V87L217 86ZM31 85H30V87H31ZM72 85V87L70 88V86ZM150 85H151V87H150ZM159 85V86H158ZM165 85V86H166ZM181 85V84H180ZM189 85V84H188ZM188 85H186V90H187V93H188V91L190 90L189 88H187V86ZM193 85H194V87H196V88H194L193 87ZM243 85V84H242ZM248 85V84H247ZM65 86H68V87H65ZM75 86L76 87H79L78 89L76 88L75 89ZM81 86V87H80ZM103 86H105V87H103ZM207 86H209L210 87V85H207ZM260 86V87H259ZM28 87V88H27ZM128 87V88H127ZM135 87H137V88H135ZM163 87V86H162ZM214 86H212V88H213ZM214 87V88H215ZM217 87H219V86H217ZM234 87V86H233ZM237 87V86H236ZM62 88H65V89H67L68 91H69V93L67 92V90H66V92H65V89H63L62 90ZM106 88L109 90V92L107 93V91H106ZM153 88V87H152ZM161 88V87H160ZM165 88V87H164ZM167 88V87H166ZM181 88V87H180ZM204 88V87H203ZM241 88V87H240ZM249 88H251V87H249ZM25 89V90H26ZM88 89V90H87ZM177 89V88H176ZM253 90H251V89H249L250 90V92L248 93V95H249V97L251 98V96L250 95H252V93H254L253 91H254V88H252ZM257 89V88H256ZM71 90V91H70ZM75 90V91H74ZM157 90V91H156ZM160 90V91H159ZM175 90V89H174ZM179 90V89H178ZM238 90H240V89H238ZM245 90H247V89H244V91H242V92H244V93H242V94H244V97H245ZM28 91V90H27ZM31 90H29V92H30ZM104 91H105V93H104ZM150 91H146L147 92V94L149 95V92ZM166 91V90H165ZM181 91V90H180ZM183 91V90H182ZM213 91H216V90H213ZM248 91V90H247ZM259 91V90H258ZM65 92V93H64ZM141 92V93H140ZM145 92V93H146ZM164 92V91H163ZM173 92V91H172ZM185 93H186V91H184ZM198 92V93H197ZM231 92V90L229 91V94H231L230 93ZM130 93V94H129ZM138 93H140V94H138ZM159 93V94H158ZM171 93V91L169 92V94ZM177 93V92H176ZM182 93V92H181ZM221 93V94H220ZM262 93V94H261ZM172 94V93H171ZM174 94L175 93H173L171 96H174ZM177 94H179V93H177ZM206 94V95H207ZM214 94H215V92H214ZM223 94V95H222ZM26 95V94H25ZM29 95V94H28ZM27 95V96H28ZM33 95H34V93H33ZM32 95V99L33 98H35L36 99V96H33ZM143 95V96H142ZM159 95V96H158ZM162 95V94H161ZM176 95V94H175ZM188 95V94H187ZM186 95V96H187ZM213 95V96H212ZM221 97V98H223L224 99V101H222L223 99H221L219 96ZM235 95V94H234ZM247 95V96H248ZM26 96V97H27ZM72 96V95H71ZM184 96H185V94H184ZM203 96H204V98H203ZM218 96V97H217ZM231 96V95H230ZM229 96V97H230ZM22 97V95H20V98ZM68 97V96H67ZM154 97V98H155ZM166 97V96H165ZM181 97V96H180ZM190 97V96H189ZM197 97H198V99H197ZM237 97V96H236ZM19 98V96L17 95H13V96H11V98H10V100H9V103H11L12 101H18L17 99ZM20 98H19V100H20ZM28 98H29V96H28ZM27 98V99H28ZM173 98V97H172ZM205 100H203V99ZM219 98V99H218ZM82 99H84V100H88L89 102H90V105H89V109H88V111L85 113V115H83L82 117H81V119H79L78 121V123H76V124H74L73 123V120H74V118H72V116H73V112L72 111H70V110H68V106L69 105H71L72 103L73 104H75V105H77V106H80L82 103H83V101H82ZM166 99V98H165ZM180 99H182V98H180ZM190 99H192V98H190ZM194 99V98H193ZM201 99V100H200ZM219 100V102H218V100ZM221 99V100H220ZM230 99H232L231 97H230ZM236 99V98H235ZM252 99V98H251ZM68 100V99H67ZM146 100V101H145ZM166 100H168V98L166 99ZM165 100V101H166ZM187 100V103H188V100L189 99H186ZM197 100H199V101H197ZM225 100H227V101H225ZM239 100V99H238ZM252 100H255L254 98L252 99ZM27 101V100H26ZM69 101V100H68ZM144 101H145V103H144ZM181 101V100H180ZM191 101V100H190ZM195 101V102H194ZM202 101V102H201ZM235 101V100H234ZM8 102V101H7ZM5 103L4 104V106H6V104H9V103ZM18 102H22V101H18ZM27 102H29V100L27 101ZM145 104V105H142L143 103ZM161 102H162V104H161ZM175 102H176V100H175ZM192 102V101H191ZM206 102V103H205ZM210 102V103H209ZM218 102V103H217ZM221 102V103H220ZM222 102H224V104L222 105ZM227 102V103H226ZM232 102V101H231ZM241 102V101H240ZM240 102H239V104H240ZM13 103V102H12ZM11 103V104H12ZM146 103L147 104H149L148 106L146 105ZM153 103V104H154ZM159 103V104H158ZM164 103V104H163ZM171 103V102H170ZM185 103V101H181V102H179V104H184ZM187 103H185L184 105H187ZM190 103V102H189ZM230 103V102H229ZM243 103V102H242ZM241 103V104H242ZM250 103H251V100H250ZM2 104V103H1ZM11 104H10V106H11ZM27 104H29V106L28 105H24L22 108H21V111H26V109L28 110L29 108H31L30 107V103H27ZM173 104V103H172ZM221 104V105H220ZM245 104V103H244ZM21 105V104H20ZM143 106V107H141V106ZM167 105V106H166ZM180 105V106H181ZM190 105V104H189ZM216 105V106H215ZM235 105V104H234ZM237 105H238V103H237ZM246 105V104H245ZM256 105V106H255ZM8 106V105H7ZM9 106V107H10ZM16 106V109H13V106H11L10 108H12L13 109V113L11 112L12 111V109H11V111L9 110V112L14 116V118H17L16 116H18L19 117V115L21 116L22 115V113H20L19 115L17 114V112L15 111V110H17V105H14V107ZM19 106V105H18ZM42 106V105H41ZM144 106H145V108H144ZM152 106V107H151ZM159 106H161V107H159ZM163 106V107H162ZM166 106V107H165ZM183 106V105H182ZM239 106V105H238ZM238 106L236 107V108H238ZM240 106H242V105H240ZM28 107V108H27ZM43 107V106H42ZM141 107V108H140ZM199 107H200V105H199ZM199 107H198V109H199ZM221 107H222V110H221ZM223 107H224V109H223ZM245 107V106H244ZM142 108H144V109H142ZM157 108V109H156ZM194 108H196L195 107V105H194ZM226 108L227 109H230V113H227V110H226ZM243 108V107H242ZM249 108V107H248ZM247 108V109H248ZM2 109V107L0 108V111H2L1 110ZM33 109V108H32ZM35 109V110H36ZM40 109V110H39ZM45 109V110H44ZM139 109H141L140 111H141V113L139 112H137V111H139ZM150 111H149V110ZM197 108H196V110H198ZM201 109H199V110H201ZM17 110V111H18ZM35 110H34V112H35ZM144 110H147V111H144ZM190 110V109H189ZM195 110V111H196ZM214 110V111H215ZM219 110H221L220 112H217V111H219ZM237 110H239V109H237ZM240 110H241V108H240ZM15 111V112H14ZM32 111V110H31ZM167 111V112H166ZM205 111V112H204ZM225 111H226V113H225ZM8 112V113H9ZM29 112H30V109H29ZM51 114H50V113ZM135 112V113H134ZM143 112H147V113H145V114H143ZM194 112V111H193ZM197 112V111H196ZM1 114L0 115H3L4 114V111H3V113L2 112H0ZM9 113V114H10ZM25 113V112H24ZM47 113V114H46ZM96 113H98L97 114V116L95 115ZM136 113H138V114H140L141 115V119H140V117H139V115H137ZM166 113H168V114H166ZM196 114L195 112L193 113L194 115L196 114V115H199V114ZM207 113V114H206ZM233 113V115H231ZM134 114H136L135 115V117H134ZM142 114H143V116H142ZM147 114H149V115H151V118H150V116L149 115H147ZM169 115L170 114V116H169V118H167L166 119V117H168V116H166V115ZM190 114V113H189ZM222 114V113H221ZM236 114V115H235ZM26 115H32V116H30V120H28V121H32L31 119L33 118V115L35 116V114L33 113H30V114H26ZM53 115V117L54 116H57L56 118L54 117V118H51V116ZM66 115H69V116H66ZM94 115V116H93ZM144 115H145V117H144ZM177 115H182L181 117L183 118V116H184V121L185 122H187V125L189 124V122L191 121V123H190V125L192 126H190V127H187V128H185V129H183V130H181V131H179V132H177V133H174L172 136L170 135V136H168L167 134H164L165 136L163 137V136H161V135H163V130H162V128H159L161 125L163 126V124H164V127H167L168 126V124H170L168 127H173V128H175L176 126L178 127V121L180 120V123H181V125H179L180 127L182 126V125H184L183 123V121L181 120V119H179L180 118V116H177ZM188 115V114H187ZM209 115V116H208ZM259 115V116H258ZM22 116H24V115H22ZM22 116H21V119H22ZM43 116V117H42ZM136 116L139 118V122H140V124L137 126V122H136ZM149 116V117H148ZM166 116V117H165ZM171 116L173 117V116H177L176 118H174V120L176 119V120H178L177 121V124H175V123H173L172 121H174L173 119H172V121H171ZM186 116V117H185ZM234 116H236V118L234 117ZM238 116V117H237ZM257 116H258V118H257ZM28 117V116H27ZM27 117L25 118L24 117V119L25 120H23L22 119V123H25V121L27 120ZM36 117H35V120H36ZM144 117V118H143ZM189 117V118H188ZM198 118H199V116H197ZM206 117H208L207 119H206ZM219 117V118H220ZM57 118H58V121H57ZM143 118V119H142ZM214 118V119H213ZM242 118H244V117H242ZM257 118V119H256ZM19 119V118H18ZM34 119V118H33ZM52 119H53V121H52ZM149 119V120H148ZM151 119V120H150ZM158 120V121H155V120ZM189 121H188V120ZM194 119V120H193ZM216 119H218V117L216 118ZM20 120V119H19ZM48 120V119H47ZM142 120H145L144 121V123L142 122ZM146 120H148V121H146ZM154 120V121H153ZM164 120V121H163ZM187 120V121H186ZM219 120V119H218ZM251 120H252V118H251ZM250 120V121H251ZM258 122H257V121ZM5 121V120H4ZM3 121V122H4ZM43 121H44V119H43ZM56 123H55V122ZM150 121H152L153 123L155 122L156 124L154 125L153 124V126H155V128H159V131L160 132H162V134H158V132H157V134L155 135L154 134V132H153V129L150 127V124L152 123H148V122H150ZM168 121H170V122H168ZM223 121V120H222ZM230 121L232 122V119H230ZM253 121V120H252ZM52 122V123H51ZM164 122H166V123H164ZM175 122V121H174ZM231 122H229V123H231ZM5 123H6V121H5ZM12 123H14V122H12ZM30 123V122H29ZM32 123V122H31ZM33 123L34 124H36V122H34L33 121ZM48 123V124H49ZM54 123V124H53ZM146 123V124H145ZM171 123H172V125H171ZM233 123V122H232ZM1 124H3V123H1ZM15 124V123H14ZM26 124V123H25ZM24 124V125H25ZM34 124H30L31 126H34ZM47 124V125H48ZM148 124V125H147ZM160 124V125H159ZM175 124V125H174ZM205 125L206 126V129H204L203 127L201 128L200 126H202V125ZM212 124H210V125H212ZM215 124H218V123H216L215 122ZM214 124V125H215ZM218 124V125H219ZM10 125H11V122H10ZM9 124H7V125H5V126H10ZM27 125V124H26ZM37 125V124H36ZM36 125H35V127H36ZM39 125V124H38ZM37 125V126H38ZM52 125H54V126H52ZM166 125V126H165ZM196 125H198V124H196ZM203 125V126H204ZM233 125V124H232ZM231 125V127L230 128H232L233 126L235 127V125H233L232 126ZM250 125H251V123H250ZM1 126V125H0ZM15 126V125H14ZM23 126V125H22ZM45 126V127H44ZM52 126V127H51ZM137 126V127H136ZM161 126V127H162ZM175 126V127H174ZM204 126V127H205ZM215 126H217V125H215ZM222 126L221 127H219L220 129H222ZM238 126H236L237 128H238ZM240 126H239V128H240ZM6 127V128H7ZM12 127V126H11ZM27 127H28V125H27ZM39 127V126H38ZM208 127V128H207ZM214 127V126H213ZM212 127V128H213ZM233 127V128H234ZM250 127V126H249ZM40 128V127H39ZM45 128V129H44ZM190 128H192V129H190ZM194 128V129H193ZM195 128H196V130H195ZM210 128H211V126H210ZM211 128V129H212ZM1 129V128H0ZM24 129V128H23ZM200 129V130H199ZM245 129V130H244ZM2 130V129H1ZM7 130V129H6ZM41 130H42V128H41ZM199 130V132H200V135H199V132H197ZM204 130V132H202ZM208 130H209V132H208ZM244 131L243 133L241 132V131ZM5 131V130H4ZM47 131V130H46ZM222 131V132H221ZM225 131H227V133L225 132ZM254 131H255V133H254ZM7 132V131H6ZM247 132V133H246ZM165 133V132H164ZM198 133V134H197ZM208 135V137H209V139H208V137H206V135ZM9 134H11V133H9ZM45 134H46V136H45ZM169 134H171V133H169ZM258 134H260V135H258ZM3 135V134H2ZM48 135H49V137L51 136V138H49L50 140H48L47 142H52V140L54 141V143L53 144H46L45 142L46 141H44V139L43 138H45V140L48 138ZM69 135H72V136H69ZM79 136L80 138H81V141H80V143L77 145V146H75L73 143H74V141H73V143H71V144H73L72 145V148H71V146H69V144H70V142L72 141L71 140V138H74L75 136ZM166 135L168 136V137H166ZM256 135H258V136H256ZM262 135V136H261ZM13 136V135H12ZM11 136V138L14 140L15 139V137L13 138ZM20 136V137H19ZM19 138H21V140H22V135L21 134H19ZM41 136H43V138L40 137ZM66 136H69L70 138V142H68L67 140L65 141V142H63V140H61V138L63 137H66ZM115 136V137H114ZM124 136H128L129 138H127V139H124V140H127V141H120L121 139H123L122 137H124ZM191 136H193L194 137V139H196V141H193L192 139H190V137ZM216 137L217 138V140L216 139H214V138H211V137ZM220 136V137H219ZM255 136L256 137H258V138H255ZM3 137V136H2ZM1 137V138H2ZM37 139H36V138ZM114 137V138H113ZM252 137L255 139V141H254V139H253V141L254 142H251L252 141ZM17 138V137H16ZM38 138H40V141L38 140ZM78 138V137H77ZM207 138V139H206ZM41 139H43V142H42V140ZM64 139H66V138H64ZM75 139H76V137H75ZM206 139V140H205ZM211 139H213V140H211ZM224 139V140H223ZM74 140V139H73ZM262 140V141H261ZM18 141H20V139L18 140ZM17 141V142H18ZM79 141V140H78ZM210 141H215V144L216 143H218V145L219 146H221L220 145V142H222L221 144H222V146H221V149H219L218 147V152L220 153V150L222 151L223 150V152H225L224 154L226 155H222V152L220 153V155H216V153L215 154H213L212 152H211V144H214V143H212V142H210ZM220 141V142H219ZM224 141V142H223ZM9 142H10V140H9ZM13 142H15V141H13ZM210 142V143H209ZM56 143V144H55ZM16 144V143H15ZM70 144V145H71ZM199 144H200V146H199ZM2 145H6V140L5 141H3L2 140V143H1V147H3ZM10 145H11V143H10ZM20 145V144H19ZM29 145V146H28ZM202 145V146H201ZM12 146V145H11ZM10 146V147H11ZM27 146V147H26ZM205 147V149H204V147ZM206 146L208 147V148H206ZM210 146V147H209ZM217 146V145H216ZM6 147H7V145H6ZM9 147V148H10ZM129 147H131V148H129ZM199 147H202V149L200 150V148ZM18 148H19V146H18ZM17 148V149H18ZM28 148V149H29ZM134 148V149H133ZM209 148H210V151H209ZM213 148V147H212ZM12 149H14V148H12ZM16 149V148H15ZM16 149V150H17ZM93 149H96L97 151L98 150H101V152H105V154L103 155V157L105 158L106 157V155L108 154V153H110L111 155L109 156V159H102L101 158V160L99 159V157H98V159L96 158L97 156L96 155H94V154H91L92 153V150ZM132 149L134 150V151H132ZM22 149H19V151H21ZM199 150L200 151H202V152H199ZM208 150V151H207ZM1 151H3V150H1ZM25 152H26V150H24ZM121 152L123 155L121 156V155H119L120 153L119 152ZM135 151H136V153H135ZM207 151V152H206ZM8 152V151H7ZM12 152H15V151H12ZM18 152V151H17ZM22 153H23V151H21ZM25 152H24V155H25ZM59 154H58V153ZM91 152V153H90ZM119 154H118V153ZM203 152H206V153H204V155H202L201 153H203ZM117 153V154H116ZM207 153H209V155H210V159L211 158H218V159H216L218 162H211L212 161V159L209 161L208 159H209V155L207 154ZM219 153H217V154H219ZM1 154V153H0ZM32 154V153H31ZM158 154V156L157 157H153V156H155V155H157ZM211 154H213V155H211ZM11 155V154H10ZM15 155H16V153H15ZM26 155H27V153H26ZM118 157H117V156ZM1 156V155H0ZM9 156V155H8ZM29 156H30V154H29ZM120 156V157H119ZM217 156H219V157H217ZM40 157V158H39ZM64 157V159L62 160L61 158H63ZM149 157H151V158H149ZM180 157H182V158H180ZM14 159L15 158H13V155L12 156H9V157H7L3 162H2V160H1V157H0V165L1 166H3V167H5V168H7V170L8 169H10V171L8 172L7 170H5L4 168H2L1 166H0V172H5V171H7L8 173H6L5 174V176H3V175H1V173H0V175L1 176H3V179H6V181H7V179H11L12 177H10V175L11 174H13V173H15L16 172V170L19 168L20 169V167L22 166H20V163L19 162H15L16 163V166L15 165H13V162H14ZM26 159V158H25ZM25 159H23V161L25 160ZM46 159L44 160V159H42V160H44L43 161V164L42 165H46L47 163V161H46ZM52 159H48L49 161L51 160L52 161ZM55 159H56V161H55ZM57 159L59 160V161H57ZM60 159L62 160V161H60ZM17 160H18V158H17ZM16 160V161H17ZM27 160V159H26ZM19 161H20V158H19ZM48 161V164H47V166L50 164V162ZM20 162H22V160L20 161ZM61 163V165H59L58 163ZM149 162H154V163H152V164H150ZM34 163H36V162H34ZM40 163V162H39ZM46 163V164H45ZM3 164H5V165H3ZM18 164V165H17ZM51 165V164H50ZM53 165H51V169H54L52 166ZM258 165V166H257ZM46 166V167H47ZM106 166H108V167H114L115 166V169H113L112 170V172L111 171H109V173H105L106 171H105V167ZM263 166H264V162H263ZM9 167V168H8ZM18 167V168H17ZM23 167V166H22ZM4 169V170H2V169ZM25 168V167H24ZM24 168H21V170H22V172H24ZM49 168H50V166H49ZM147 168V169H146ZM59 169V168H58ZM57 169V170H58ZM103 169V170H102ZM2 170V171H1ZM96 170V171H95ZM55 171V170H54ZM155 172H158V173H155ZM24 174V173H23ZM25 174H26V171H25ZM24 174V175H25ZM27 174H29V172H27ZM26 174V175H27ZM82 174V175H81ZM107 174H109V175H107ZM157 174V175H156ZM257 175V176H256ZM35 176H37V174L35 175ZM91 176H97V178L95 179V180H93V181H90V177ZM81 177V178H80ZM83 177V178H82ZM1 178V177H0ZM26 178V177H25ZM36 178V177H35ZM77 178L79 179H81L82 180V182L80 181V179H79V181H78V183H76V181H77ZM257 178V179H256ZM22 179V178H21ZM24 179V178H23ZM22 179V180H23ZM27 179V178H26ZM28 179H29V177H28ZM34 179V178H33ZM37 179V178H36ZM35 179V180H36ZM39 179V178H38ZM252 179H255V180H260L261 182H259L258 184H255L254 186H251V185H249L250 183H248V181H250V180H252ZM2 180V179H1ZM0 180V181H1ZM22 180H20V184H21V186H22V183H21V181ZM25 180V179H24ZM32 179H30V181H31ZM35 180H33V183H32V181H31V186L34 184V182H35ZM40 180H42L43 182H42V184H44V179L42 178V179H40ZM83 180H84V182H83ZM13 181V180H12ZM52 180H49L48 182H51ZM88 181H90L89 183H88ZM2 182V181H1ZM4 182L5 181H3V185H4ZM7 182H10V181H7ZM6 182V183H7ZM24 182V181H23ZM47 182V181H46ZM82 183V184H79V183ZM144 182V183H143ZM25 183H27L26 181H25ZM25 183H23V186L21 187V189L22 188H24V185H25ZM143 183V185L141 186V184ZM257 183V182H256ZM9 184V186L8 187H14L13 185H14V183H13V185H11L12 183H8ZM29 184V183H28ZM36 185H37V181H36V183H35ZM74 184H75V186H74ZM2 185V186H3ZM7 185V184H6ZM5 185V186H6ZM27 185V184H26ZM25 185V186H26ZM30 185V184H29ZM80 185V186H79ZM86 185V186H85ZM2 186H1V190H2ZM4 186V187H5ZM16 186V185H15ZM31 186H30V188H31ZM34 187H35V185H33ZM7 187V186H6ZM18 187V186H17ZM19 187H20V185H19ZM33 187V188H34ZM74 187V188H73ZM16 188V187H15ZM27 188V187H26ZM36 189H37V187H35ZM34 188V189H35ZM42 188V189H41ZM73 188V189H72ZM11 189V188H10ZM28 189V188H27ZM35 189V190H36ZM8 190V189H7ZM25 190V189H24ZM43 190V191H42ZM106 190H107V195H106ZM14 191V190H13ZM29 191V190H28ZM28 191H27V193H28ZM243 191L245 192V194L243 195V196H240L242 193H243ZM2 191H0V193H1ZM3 192H5V191H3ZM9 192V191H8ZM23 192V191H22ZM73 192H70V193H72V194H69V195H73L74 193ZM50 193V194H51ZM2 194V193H1ZM26 194V193H25ZM49 194V193H48ZM49 194V195H50ZM68 194H67V196H68ZM3 195V194H2ZM7 194H5L4 193V197L6 196ZM28 195V194H27ZM54 195V194H53ZM3 196H1L0 195V200H2L4 197ZM19 196V195H18ZM17 196V197H18ZM25 196V195H24ZM67 196H65L66 198L65 199H67L68 197ZM115 196H116V198H115ZM120 196V197H119ZM13 197V196H12ZM16 197V198H17ZM23 197V196H22ZM27 197H29V196H27ZM72 197V198H71ZM71 197H69V198H71V199H68L69 201L70 200H72L73 199V196H71ZM75 197V196H74ZM77 197H79L78 195H77ZM112 197H114L115 198V203L114 204H112V205H110V202H114L113 200H110V199H112ZM123 198V200L121 199V202H123V201H125V203H120L119 205H118V203H119V199L118 198ZM8 198H9V196H8ZM14 198V197H13ZM16 198H14V201L16 202L17 201V199ZM31 198V197H30ZM30 198H28V199H30ZM59 199H60V197H58ZM76 198V197H75ZM113 198V199H114ZM20 199V198H19ZM18 199V201L19 202H16V203H19V205H21V201L23 202V200H19ZM22 199V198H21ZM24 199H27L26 198V196H25V198ZM51 199V198H50ZM62 199H64V198H62ZM77 200L79 199V198H76ZM11 200V199H10ZM61 200V199H60ZM74 200V199H73ZM91 200V199H90ZM94 200V201H93ZM110 200V201H109ZM118 200V201H117ZM13 201V202H14ZM64 201V200H63ZM67 201V200H66ZM76 201V200H75ZM79 201V200H78ZM87 201V200H86ZM71 202V201H70ZM74 202V201H73ZM77 202V201H76ZM15 203V204H16ZM24 203V202H23ZM64 203V202H63ZM117 203V204H116ZM14 203L11 205L10 204V206L13 208V209H15L16 207H14L13 205H15ZM53 204V203H52ZM57 204V203H56ZM66 204H68V203H66ZM74 204V203H73ZM72 204V205H73ZM117 206H116V205ZM50 205V204H49ZM54 205V204H53ZM62 205H65V203L64 204H62ZM75 205V204H74ZM78 204L76 203V205L75 206H77ZM81 205V204H80ZM84 205V206H85ZM115 205V206H114ZM9 206V207H10ZM27 206V205H26ZM81 206H83V205H81ZM81 206H79L80 208H81ZM111 206V207H110ZM4 207V206H3ZM10 207V208H11ZM45 207V206H44ZM43 207V208H44ZM58 207V206H57ZM61 207V206H60ZM68 207V206H67ZM70 207H71V205H70ZM72 207H74V206H72ZM1 208V207H0ZM5 208V207H4ZM10 208H8V205H7V210H9ZM50 208H52V207H50ZM53 208L55 209V206H53ZM59 208V207H58ZM75 208V207H74ZM24 209H26L25 207L24 208H22V210L19 212V215H20V213L21 214H23L24 213ZM76 209V208H75ZM11 210V209H10ZM9 210V212H10V214H13L11 211H13V210H11L10 211ZM29 210V209H28ZM48 211V209H45V211ZM50 210V209H49ZM56 210V209H55ZM58 210V209H57ZM64 210V209H63ZM63 210H62V214H63ZM35 212H36V210H34ZM43 211V210H42ZM42 211H40V213H43ZM44 211V212H45ZM51 211V210H50ZM65 211V210H64ZM82 211V210H81ZM86 211V212H87ZM35 212H34V214H35ZM39 212V211H38ZM38 212H36V213H38ZM79 212V211H78ZM77 212V213H78ZM83 212V211H82ZM32 213V212H31ZM45 213H47V212H45ZM51 213H53V212H51ZM58 213V212H57ZM56 213V214H57ZM80 213V212H79ZM118 213H119V215H118ZM29 214V213H28ZM33 214V215H34ZM71 214V213H70ZM81 214V213H80ZM79 214V215H80ZM5 215V214H4ZM7 215V214H6ZM9 215V214H8ZM19 215L18 216H16V217H18L19 218ZM68 215V214H67ZM10 216V215H9ZM52 216H53V214H52ZM82 216V215H81ZM109 216V215H108ZM115 216V215H114ZM238 216V217H237ZM5 217V216H4ZM8 217V216H7ZM7 217H6V221H7ZM3 218V217H2ZM18 218H16V220H17V224L19 223L18 222ZM28 218V217H27ZM114 219L116 218V217H113ZM10 219V218H9ZM38 219V218H37ZM113 219V221H111L112 222V224H114V220ZM235 219V220H234ZM4 220V219H3ZM20 220V219H19ZM27 220V219H26ZM42 220V219H41ZM116 220V221H117ZM5 221V220H4ZM9 221V220H8ZM22 221H24V220H22ZM28 221V220H27ZM27 221H24V222H27ZM115 221V222H116ZM37 222V221H36ZM118 222V221H117ZM31 223H32V221H31ZM40 223H41V221H40ZM45 223V222H44ZM51 223V222H50ZM263 223V224H262ZM14 225V226H18V225ZM20 224V223H19ZM22 224H23V222H22ZM25 224V223H24ZM35 224H37V223H35ZM42 224H43V222H42ZM41 224V225H42ZM112 224L110 225V227L112 226ZM40 225V226H41ZM44 225V224H43ZM6 226V224L4 225V227ZM24 225H22V227H23ZM36 226V225H35ZM114 226V228H116V226H118V225H113ZM113 226L111 227V230H112V228H113ZM0 227H2L1 225H0ZM8 227V226H7ZM25 227H27V226H25ZM53 227V226H52ZM12 228V227H11ZM14 228V227H13ZM114 228H113V230H114ZM18 229H20L19 227H18ZM117 229H115V230H117ZM133 229V228H132ZM122 230V229H121ZM12 231V230H11ZM120 233V231L118 232V234ZM122 233V232H121ZM117 235V234H116ZM133 235V236H134ZM135 238V237H134ZM24 250V249H23ZM149 255H148V257H149ZM31 257V256H30ZM33 257V256H32ZM31 257V258H32ZM48 258V257H47ZM51 258V257H50Z\"/></svg>", "mask_w": 264, "mask_h": 264}, {"label": "rangeland", "instance_id": "rangeland-1", "mask_svg": "<svg viewBox=\"0 0 264 264\" xmlns=\"http://www.w3.org/2000/svg\"><path fill=\"white\" fill-rule=\"evenodd\" d=\"M65 3H63V2ZM68 1V2H67ZM101 1V0H100ZM113 1V0H112ZM119 1H120V3H119ZM160 0H118V3H116V2H113L114 4H117L118 5V7L116 8L115 6H114V8L112 9V7L110 8H106V9H110V11H111V9H112V11L113 12H109V13H111V14H109L107 11H106V9L104 10V11H106L108 14H109V18L107 17L106 18V16H101V12H102V10H103V8H101L100 7V9L98 8V2H96V1H94L93 2V0H71V1H69V0H60V1H58L57 3H51L50 1L48 2V0H47V2L45 1V0H0V73H2L1 75L2 76H0V108L2 107V111H0V112H2L3 113V111H4V114L3 115H0V128L2 129H0V145H1V143H2V140L3 141H5L6 140V145H7V147H6V145H2L3 147H1L0 146V157H1V160H2V162L7 158V157H9V156H12L13 155V158H15L14 159V162H13V165H15L16 166V163L17 162H19L20 163V169L18 168L17 170H16V172L15 173H13V174H11L10 175V177H12L11 179H7V181H10V182H7L6 181V179H3V176H5V174L6 173H8L9 171H10V169H8L7 170V168H5V167H3V166H1L2 168H4L5 170H7V171H5L4 173L3 172H0L1 173V175H3V176H1L0 175V180L2 181H0V191H2L1 193L4 195V193L5 194H7L5 197L0 193V195L1 196H3L4 198L2 199V200H0V225L2 226V227H0V264H154V257H153V255L152 254H150L149 255V253H148V251H150V249L148 250V248L140 241V240H136V234L134 235V233H133V231L132 230H134L135 228H136V225L135 224H128L127 225V227L124 229V228H121L119 231H120V233L118 234V229L117 228H119V220H117V213L116 214H113V213H111V212H103V214L104 215H101V214H98V211L97 210H93V211H87V210H92L91 208H89V209H87L86 208V205H85V203H82L81 201H84L85 200V198H86V200H85V202L86 203H89L90 201H92V199H97V198H101L102 196H104V193L101 191V189L100 188H93V189H90V190H87V191H91L90 192V194L89 195H87V193H85V191H83V187H82V189H81V186L80 187H77V185H76V187L74 188V190H72V191H69V194H72V193H70V192H79L78 191V188H80V190H82V192L83 193H81V194H86L87 195V197H81L82 195L81 194H78V193H74L73 195H69L68 193V196H67V194H62L61 192H59V191H57L58 192V194H56V193H51V192H44L43 190V192H41V190L39 191L38 190V185H40L39 187H43V188H45L46 187V183H48V184H51L53 181H54V179L53 178H57V176L59 175L58 174V172L59 173H61V171H63V172H65V170H63L62 168H63V161L64 160H66V159H64V157L63 158H61L60 159V161H62V165H61V163L59 162L58 164L59 165H61L60 167L59 166H54V165H56V164H52V162H53V160H54V158L52 159V157L51 158H49L48 156H46L48 159H52V161L50 160H48V159H46V158H40V160L38 161V163H37V160H35V156H34V152H30V151H33L31 148H29V147H32L29 143H31L32 141H31V139H34V138H32L31 136H35L36 135V132H37V136H38V132L39 131H43V125L45 124V121H47L46 122V125L45 126H47L48 128H49V126L51 125L49 122L51 121V119H50V116L49 117H44V118H42V119H38L37 120V118L38 117H40V115H43V116H45V112L46 111H44V114L43 113H39V111L36 109H34V107H35V105L37 106L38 105V107L40 106L41 107V109H43V108H46L47 110L50 108L51 109V111L52 112H54L55 114L57 113V114H60V113H65L64 111L65 110H67V106L65 107V104L68 102L69 104H70V102H75V101H77L78 100V95H76V94H72V92L70 93V94H61L62 93V91H61V88H59V90H57V84L58 83H63L62 81H68V80H72V81H81L82 79H84L85 78V76L84 75H86L87 74V72H85L84 70H85V66H90L91 65V63L92 62H96V63H101V52L100 53H98V51H101V41H102V39H101V37H102V34H107V32H108V29L110 30V28H111V26H113V22H112V19L110 18V15H112V14H114V13H116V14H114L113 15V17H115V18H113V20H114V23L115 24H118L119 25V22H121L122 20L124 21V19H125V23L123 22V24H121V26L123 27V30L125 31V28L127 29V28H129L130 30L132 29V28H130V27H133L134 25V23H136L137 21L139 22H142L141 20V18L139 19L138 17L139 16H141L142 15V11H145L146 13H145V15H147L148 13L152 16H154V18L155 17H158V15L160 16V11L162 10L163 12L165 11V10H167V9H163V7H165V3H164V6H161L160 8H161V10H160V8L158 7L157 9H156V14L154 13V10H155V8H156V6L158 5L157 3L159 2ZM162 1V0H161ZM160 1V2H161ZM164 1V0H163ZM162 1V2H163ZM166 1V0H165ZM168 1V0H167ZM172 0H170V1H168V6H167V8H171V5H173V3L171 2ZM180 1V0H179ZM178 1V2H179ZM183 1V0H182ZM185 1V0H184ZM190 1H194L193 2V6H195L196 4H199V2L197 3V1H196V3H195V0H190ZM215 2H217V1H219V0H214ZM255 2L254 4H255V6H257V7H255L254 6V4L252 5V6H254V10H256V9H258V10H260L261 8H262V6H261V8H259V2H263L264 0H249V2L250 3H252V2ZM60 2V3H59ZM62 2V3H61ZM67 2V3H66ZM78 2V3H77ZM155 4V6L153 5V3ZM159 2V3H160ZM171 2V3H170ZM203 2H207V0L206 1H203ZM203 2H201L202 4H203ZM210 2H212L211 0H210ZM210 2H209V0H208V2H207V4L209 5L210 4ZM50 3V4H49ZM101 3V2H100ZM112 3V4H113ZM147 3V4H146ZM149 3H151V4H149ZM184 3V2H183ZM191 3V2H190ZM189 2L187 3V4H190ZM212 3H214V2H212ZM211 3V5H214V6H211L210 5V7L208 6V5H204L205 7L203 8V12H205V10H207V13H206V15H204V14H202V18L204 19V17L206 16L207 17V15H209V17L208 18H206L207 19V21H206V23L205 24H208L207 26H209V22L211 23V27L213 26V25H215V23L213 22V20L215 19L213 16H216L215 14L213 15V13H217V17H218V14H222V9H224V8H226V7H218V5L216 6L215 4H212ZM257 3V4H256ZM49 4V5H48ZM138 4H141V5H138ZM179 4V3H178ZM184 4H186V3H184ZM183 4V5H184ZM217 4V3H216ZM262 4V3H261ZM263 4H264V2H263ZM99 5H101V4H99ZM116 5V6H117ZM151 5V6H150ZM175 5V4H174ZM173 5V6H174ZM202 5V6H203ZM59 6V7H58ZM63 6V7H62ZM68 6V7H67ZM139 6V7H138ZM153 6V7H152ZM160 6V5H159ZM170 6V7H169ZM173 6H172V8H173ZM197 6V5H196ZM201 6V5H200ZM206 6H207V8H206ZM108 7V6H107ZM142 7V8H141ZM149 7V8H148ZM175 8L177 7L176 5L174 6ZM179 7L180 6H178L176 9H179ZM181 7H182V5H181ZM188 7H189V5H188ZM192 6H190V8H191ZM246 7V6H245ZM132 8L136 11V8H139V9H144V10H139V9H137V11L139 10V12H135L134 13V10H133V12L131 11L132 10ZM153 8V10H151ZM171 8V9H172ZM175 8H173V13L174 12H176L177 10H174ZM186 8V7H185ZM185 8L184 7H182V9L181 10H185ZM214 8H216V10L214 9ZM102 9V10H101ZM149 9H150V12H147L146 10H148L149 11ZM160 11H159V10ZM169 9H168V11H169ZM170 9V10H171ZM193 9V8H192ZM196 9H197V11H199V12H201V10H200V7H195V10L193 9V11H196ZM205 9V10H204ZM228 9H229V7H228ZM159 12H158V11ZM180 10V11H181ZM187 10V9H186ZM185 10V11H186ZM190 10V9H189ZM220 11V12H218V11ZM225 10V9H224ZM223 10V12H225ZM227 10V9H226ZM255 11V13H256V16H257V13L259 14V12L260 11ZM103 11V12H104ZM119 11V12H118ZM130 11V12H129ZM152 11V12H151ZM161 11V13L162 14H164L163 12ZM179 11V12H180ZM191 11V10H190ZM192 11V12H193ZM105 12V13H106ZM167 12V11H166ZM184 12V11H183ZM182 12V13H183ZM186 12H188V11H186ZM185 12V14H187ZM202 12V13H203ZM227 12H230V9H229V11H227ZM248 12H250V11H248ZM251 12H253V14H254V11H251ZM105 13H103V14H105ZM120 13V14H119ZM131 13H134V15H130L129 16V14H131ZM141 14V15H139V14ZM153 13V14H152ZM159 13V14H158ZM177 14H178V16L179 15H181V13H178V12H176ZM176 13H174V15H176L177 16V14ZM195 13V15H196V12H194ZM193 13V14H194ZM209 13V14H208ZM247 13V12H246ZM108 14H105V15H108ZM139 15V16H135V15ZM191 14V12L189 13V15ZM192 14V16H189L188 15V17L190 18L191 17V19H192V17L194 16ZM231 14V13H230ZM120 15V16H119ZM166 15H168V13L166 14ZM200 15V13H198V15L197 16H194V18L195 17H198ZM203 15H204V17H203ZM227 15H228V13H227ZM232 15V14H231ZM261 15V14H260ZM259 15V16H260ZM118 16V17H117ZM125 16L127 17V18H125ZM131 16H133V17H131ZM142 16H144V13H143V15ZM149 16V15H148ZM169 17H170V13H169V15H168ZM211 16H212V20H211ZM222 16H223V14H222ZM230 16V15H229ZM228 16V17H229ZM255 16V15H254ZM253 16V17H254ZM128 17L130 18V19H128ZM146 17V16H145ZM173 17V16H172ZM171 17V18H172ZM175 17V16H174ZM173 17V18H174ZM183 17V18H182ZM186 18V15H184V13H183V15L181 16V17H178V18H175V19H178V20H180L181 22H183V19L184 18H186V20L188 19L189 20V18ZM199 17H201V15L199 16ZM198 17V21H197V18H195V20H196V22H195V20L193 19L191 22H192V24H191V27H193L194 29H195V27H196V25H198L197 27H199V26H201V25H203L204 23L202 22V20H201V22H200V18ZM225 18V21L227 22V20H228V18L226 17V15L224 16ZM232 18H229V20L230 21H232L233 20V18H235L233 15L231 16ZM251 17H252V14H251ZM251 18L252 19V21H253V19H254V21H255V17L254 18ZM124 18V19H123ZM134 19V21H133V19ZM136 18V19H135ZM152 18V17H151ZM150 18V19H151ZM172 18V19H173ZM261 18V17H260ZM122 19V20H121ZM132 19V21L134 22H126V20L128 21V20H131ZM149 19V20H150ZM160 19H161V17H160ZM164 19V18H163ZM227 19V20H226ZM259 19V18H258ZM144 20H146V19H143V24H144ZM147 20H148V18H147ZM146 20V21H147ZM148 20V21H149ZM153 20V18L151 19V21ZM162 20V19H161ZM161 20H158V21H161ZM166 19H164V21H165ZM185 20V19H184ZM220 20H222V19H216V21H219L221 24H219V22H218V24H219V29L221 28V31H222V29H223V32H225V29H226V32L225 33H227V34H229V35H227V41H226V39H225V37L223 38L222 37V35H224L225 36V33L223 34V32H222V34H220L219 36H221L222 38H223V41L225 40V42H223L222 41V43H219V42H216V38H218L217 36V29L215 28V26H213V28L214 29H212L210 26H209V29H208V27H207V30L205 31V28L204 27H206V25L204 24L203 26H202V28L201 27H199L200 28V31H199V34L200 35H202V37L201 36H197V34H198V32H197V34L195 35V34H191L194 30H191V29H193V28H187L186 29V27L188 26V27H190V22L189 21H186L189 25H187V26H184L185 24L184 23H186L185 21H184V23L182 24L180 21H178L179 23H181V27L185 30V33H188V32H190V33H188L187 35H189V36H187V37H189V38H186L187 39V49H188V46L189 47H192V48H190L192 51H193V49L195 50V48H196V46H195V43H197V45H198V47L197 48H199V50L196 48V52L195 51H193V52H195V54H193V52L190 50V49H188V50H190V51H188V55H187V51H186V58L184 59V60H182V58L180 57V56H178V59H179V63L180 64H183L182 65V67H180V68H182V69H184L183 67H186L187 66V63L186 62H188V63H190V61L192 62H194V60H195V58L196 57H198V58H196V60H197V62H196V60H195V62H196V65L197 66H195V62H194V66L196 67H194V68H192V66H188V67H190L191 68V70H192V72L193 73H195V72H198L197 74L195 73V75H194V77L196 76V83H197V81L199 82V83H197L198 85H201V86H199L200 88H198L197 87V89H199L200 91H198L199 92V94H200V97H201V93L202 92H204L205 91V99H206V96H208V92H209V88H210V93H212L213 95H217L216 94V92L219 94V92H221V90L222 91H224L223 92V94L225 93H227L228 92V95L227 96H225V98L227 97L228 98V101L227 100H225V101H227L226 103L227 104H224V102H222V105L223 106H225V105H227V106H229L230 107V109H232L231 108V106L233 107V109H232V111H233V113L234 112H237L238 113V111H240V113H241V111H243V112H245L247 115H248V113H250V112H252V114H251V116L252 115H255L256 113V111H257V114H259V111L257 110L258 109V107L264 102V97H263V102L261 101V100H257L256 101V99L257 98H255V96L257 97V93L260 95V92H262V88H263V96H264V39H263V42H262V38H264L263 36H264V34H263V36H262V34H260V33H262V28H260V25L262 26V23H261V21L259 20V21H255V22H257V23H259V25H258V27L260 28H257V26L254 24L253 25V23H254V21H253V23H251L250 25H252L253 27L254 26H256L255 28H257V32L259 31L260 33H254V32H256V29L254 30V32H249V29H251V26L250 25H247L248 26V28H249V26H250V28L248 29V33H250V35L252 34V36H250V35H248L247 37H250V41L248 40H246V39H241L240 37L242 36V37H246V33H247V31H245L246 33H245V35L243 34L244 33V28H245V26H243L245 23L243 22H241L240 21V24H242V25H240V29L242 28V26H243V31H242V33L240 32V29L238 30V23H236L235 22V20L234 21H232V23L230 22V24L228 23V25H227V23L225 24H223L222 22H224V21H220ZM229 20H228V22H229ZM154 21V20H153ZM168 21H170L171 22V20H168ZM167 21V22H168ZM173 21H175V20H173ZM172 21V22H173ZM194 21V22H193ZM212 21V22H211ZM121 22V23H122ZM138 22L135 24V26H134V28L131 30V33H133V32H137V31H139L140 29H142L139 25H140V23H139V25H138ZM162 23H163V21H161ZM168 23V24H170L169 26H171V27H173L174 29H175V27H174V23L172 24V23ZM199 22V23H198ZM205 22V21H204ZM233 22H235L236 23V27L235 26H231V27H229L230 25H232L233 24ZM238 22V21H237ZM127 23H129V25H130V23H131V25H130V27L127 25ZM148 23V22H147ZM152 23V22H151ZM160 23V22H159ZM214 23V24H213ZM146 24V23H145ZM161 24V23H160ZM176 24V23H175ZM223 24V25H222ZM162 25H164V24H162ZM234 25V24H233ZM120 26V25H119ZM118 26V27H119ZM137 26H139V28L137 27ZM146 26V25H145ZM150 26V25H149ZM179 27H180V25H178ZM110 27V28H109ZM114 27V26H113ZM112 27V28H113ZM118 27H116V28H118ZM125 27V28H124ZM137 27V28H136ZM147 27V26H146ZM153 27V26H152ZM156 27H157V25H156ZM156 27H154V28H156ZM168 27V26H167ZM166 26H165V28H164V30L167 28ZM185 27V28H184ZM196 27V28H197ZM224 27H225V29H224ZM151 28V27H150ZM154 28H153V30H154ZM159 28V30H162L163 28H161L160 29V27H158ZM182 28L181 29H178V27L176 28V29H178V30H181V31H183L182 30ZM203 28H204V31H203ZM211 28V29H210ZM218 28V27H217ZM120 29V28H119ZM147 29V28H146ZM157 29V28H156ZM169 29V28H168ZM202 29V30H201ZM215 29H216V31H215ZM130 30H127V32L126 33H128V32H130ZM142 30H144V29H142ZM149 31L150 30H152V29H148ZM148 30H146V32H148ZM159 30H156V31H153V34L156 32V33H160L159 35H157V34H154V35H156V36H158L157 37V39L159 40V43L161 42V40H163V42H164V39H159V36L160 35H162L163 34V31H160L159 32ZM178 30H176L177 31V33H179V32H181V31H179L178 32ZM189 30V31H188ZM199 30V29H198ZM197 30V31H198ZM214 33L213 34V36L212 37H210L211 35H212V33H211V31ZM247 30V29H246ZM111 31V30H110ZM168 32V30L166 29L165 30V32ZM176 31H173L172 33L173 34H175V35H178L177 33H176ZM188 31V32H187ZM203 31V32H202ZM221 31H219L218 30V34H219V32H221ZM250 31H252V29L250 30ZM113 32V30L109 33V37L108 38H110V36H111V33ZM136 32L134 33V35L136 36V43L140 46V47H142V48H140L139 49V47H137V44H135V45H131V41H129L130 40V37H127V38H129L127 41L128 42H130V45H131V48H130V45H127V47H129V48H127V49H129V50H127V51H130V53L132 54V57H133V59H134V61H133V63H136L137 64V66L139 65L138 63H141V65L143 66L144 64L143 63H145V64H148L149 65V63L151 64V66L150 67H152L153 69L154 68H156V67H158L159 68V74L161 75V72H162V75H163V77H162V75H161V78H160V76H157V79L158 78H160V79H167L169 76L170 77H172V79H174L176 76H177V78H175L174 80H172L171 78V82H173V81H176L177 83H175V82H173V83H175L176 84V86H173L174 84H171V82H170V80L168 81V79L165 81L164 79H163V81H165V82H163L162 80H160L161 82V86H159L158 88L162 91V95L161 94H159L158 96V99H156V97L155 96H157V95H155L154 97H152L151 95H150V93H152L153 94V91L155 90V88L157 87V86H155V88H154V85H152L151 83V85H152V87H151V85H150V87H151V89H153V91H150L149 89V87H147V86H149V85H147L146 83H147V80H146V82L144 81L143 83L144 84H146V85H143L142 86V81L140 80V82H139V80H138V78L140 79V73H142L143 75H145L144 73H143V71L141 70V71H139V75H138V68L136 67V64H134L133 65V63H132V65L135 67V69L137 70V71H135L134 73L136 74V76L137 77H135V74H133L134 75V78H135V80H138V82L140 83V87H141V89L143 88V87H145V88H147V90L148 91H150L149 92V95L147 94V90L145 91L144 89L142 90V92L144 91V93H142V94H144V95H146V99H147V97H148V99H150L149 98V96L150 97H152L153 99L152 100H145L146 102H150V101H153V103H154V101H162V100H164V102H165V104H166V102H167V108H168V110L167 111H169V108L171 109V111H169V113H171V112H173V113H171V115H175L174 113H175V109L176 108H179V109H177L176 110V112H179L180 110V112H182V115L183 114H185L186 116H190L191 118H195V121L194 122H196V123H193L192 122V124L194 125V126H199V124L201 125L202 123H199V121H198V119L200 120V118H201V120H200V122H203V121H205V120H202L203 119V117H204V115L202 114V115H200L201 114V112L203 113V110H205L207 113L210 111H207L204 107L206 106H204V107H202L203 109H201V104L202 103H200V104H198L197 103V105H196V103L194 104L193 103V100H195L196 101V99H195V97L196 96H198V95H196L195 94V97L194 96H192L194 93H195V90L196 89H192V90H194V92L189 88V86L190 85H192V84H190V83H193V82H190V80H189V78L187 79H185V76H186V73L185 72H187L189 69L188 68H185L186 70H184V73L185 74H181V72L179 71L178 72V70H177V72H178V75H179V77L180 78H178V75L176 74V76L174 75L175 74V70H174V66L173 65H175L176 64V62H174L175 64H171L170 63V61L168 62L167 60V56L166 55H169L170 53H171V47H170V50H168V52H166V57H163L164 55H163V53H164V51H163V53H162V55L161 56H159V54L157 55L156 54V52H159V49L160 50H162L161 49V46H159L158 44H154V41H152V39H154V37L152 38V36H153V34H152V36H150V38L148 37L149 36V34H147L146 36H142L141 34H143L142 33V31H139V33H140V35L139 34H136ZM150 32H152V31H150ZM194 32H196V31H194ZM205 32V33H204ZM216 32V33H215ZM228 32H230V33H228ZM232 32V33H231ZM240 32V33H239ZM116 33V32H115ZM121 33V32H120ZM124 33V32H123ZM130 33V34H131ZM149 33V32H148ZM162 33V34H161ZM182 33V32H181ZM203 33V34H202ZM209 33V34H208ZM122 34V33H121ZM129 34V35H130ZM166 35H168V37H169V35L171 34L170 32H169V34H167V33H165ZM165 34H163V35H165ZM173 34H171L170 36L172 37L173 36ZM183 34V33H182ZM181 34V35H182ZM205 34L207 35V36H205ZM230 34H232V37L230 36ZM242 34V35H241ZM260 34V35H259ZM124 35V34H123ZM127 36H128V34H126ZM131 35H133V34H131ZM164 36L163 38H165V37H167V36ZM174 35V36H175ZM180 35V34H179ZM185 35V34H184ZM209 35V36H208ZM217 35V36H216ZM239 35H241V36H239ZM253 35L254 36H258V37H262L261 39L260 38H258V39H256V37H255V40L253 41L252 40V42H254V44L251 42V37H253ZM108 36V35H107ZM115 36V35H114ZM174 36H173V38H174ZM190 36H192V37H190ZM193 36H197L196 38H194ZM203 36H204V38L205 37H209L211 40H212V42H214L213 44H215V45H211V48H213V50L212 51H214V52H212L211 50H210V52L208 53L207 51V53L205 54L204 52H201L203 49H205L204 47L206 46V48H207V50H209V46L210 45H203L204 43H206V42H204V43H202L201 44V46H202V48H201V46L199 45L200 43H199V41L197 42L196 41V39L197 38H199V39H201V41H202V39H203V41H204V38H203ZM215 36V37H214ZM103 37H105V36H103ZM122 37V36H121ZM126 37V36H125ZM142 37H143V40H142ZM148 37V38H147ZM181 37V36H180ZM183 37V36H182ZM107 37H105V39H106ZM111 38H112V43L114 44V46L115 45H118V43L117 44H115L116 43V41L114 42L113 41V36H111ZM115 38V37H114ZM141 38V39H140ZM152 38V39H151ZM177 38V43L178 42H180V41H182V40H184V39H180L179 38V41H178V37H176ZM175 38V39H176ZM192 38H194V40L196 41V42H193V40H192ZM208 38V39H209ZM234 39V40H231V39ZM132 39V38H131ZM139 39V40H138ZM156 39V38H155ZM166 40H165V44H164V46H166L167 48H168V44L166 43V41H168L170 38H165ZM208 39H206L205 38V41H210V43H211V40H208ZM221 39V38H220ZM229 39L231 40V42H229ZM240 39V40H239ZM253 39H254V37H253ZM107 40V39H106ZM122 40V39H121ZM142 40V41H141ZM144 40H146L145 42H144ZM148 40V41H147ZM172 40V39H171ZM174 40V39H173ZM173 40H172V42H173ZM222 40V39H221ZM221 40H220V42H221ZM236 40V41H235ZM238 40V41H237ZM244 40H246V42L244 41ZM111 41V40H110ZM109 41V39H108V42H110ZM125 41V40H124ZM139 41V42H138ZM151 41V43L152 44H154L155 46H156V48L150 43V44H148L149 42ZM175 42H176V40H174ZM218 41V40H217ZM256 41V42H255ZM257 41H258V43H257ZM118 42V41H117ZM126 42V41H125ZM163 42H162V44H163ZM169 42H170V40H169ZM235 43V44H233V43ZM240 42V43H239ZM245 42V43H244ZM253 44L251 47H250V45L249 44H251V43ZM259 42H260V45H259ZM105 43H107V41H105ZM120 43V42H119ZM184 43V42H183ZM209 43V42H208ZM207 43V44H208ZM223 43H227V45L226 44H224V46H223ZM232 43V44H231ZM247 43V44H246ZM255 43L257 44L256 46L257 47H254L255 46ZM261 43H263V57H262V54H260L261 52H262V50H261V48H260V51H259V49L257 50V48L258 47H261L262 46V44ZM103 44V43H102ZM108 44V43H107ZM121 44H123V43H121ZM161 44V43H160ZM171 44V43H170ZM169 44V45H170ZM182 44V43H181ZM193 44H194V46H193ZM112 45V44H111ZM125 45V44H124ZM124 45H123V47H124ZM148 45L149 46H151V47H148ZM178 45H180V43L178 44ZM217 45V46H216ZM233 45V46H232ZM240 45V46H239ZM249 45V46H248ZM103 46V45H102ZM104 46H106V45H104ZM103 46V47H104ZM113 46V45H112ZM113 46V47H114ZM134 46H136L135 48L137 49L136 51H138L137 52V54H136V51H133L132 50V48L134 47ZM163 46V47H164ZM171 46V45H170ZM213 46H215V49H214V47ZM232 46V47H231ZM236 46V47H235ZM243 46L246 48V50L243 48ZM247 46L250 48V52L249 53H252V54H249V53H247L248 51H249V49L247 48ZM110 47V46H109ZM118 47H119V45H118ZM143 47H145L144 48V51H143ZM149 48V50H148V48ZM159 47V48H158ZM224 47V48H223ZM234 47V48H233ZM254 48L255 50H251V48ZM115 48H116V46H115ZM146 48H147V52L145 51L146 50ZM151 48H155L156 49V51H155V49H151ZM166 48V49H167ZM218 48H219V50L221 51V53H220V51H218ZM107 49V48H106ZM122 48H120V49H113V51L115 50V52H116V54L117 55H115V61H112L113 63L115 62V63H118L119 64V66H121V67H119L117 64V66H113L114 64H109V65H106V64H104V66L103 67H105V69H103V67H102V72H104V70L105 71H108L107 72V74H109L110 76H112L113 74L115 75L116 73H115V71L117 72L118 70L119 71H123L125 68H124V66H122V63L119 61V59L118 58H116L117 56H118V54L121 52V51H124V49H122ZM150 49H151V52H149L150 51ZM183 49H184V46H183ZM228 49L230 50V51H228ZM248 49V50H247ZM108 50V49H107ZM110 50V49H109ZM111 50H112V47H111ZM117 50H120V52H118L117 53ZM131 50H132V52H131ZM135 50V49H134ZM158 50V51H157ZM222 50H223V52H222ZM226 50V51H225ZM243 50V51H242ZM155 51V52H154ZM204 51V50H203ZM235 51V52H234ZM237 51V52H236ZM239 51V52H238ZM241 51V52H240ZM254 51V52H253ZM107 52V51H106ZM141 52V53H140ZM145 52V53H144ZM154 52V53H153ZM189 52H191V53H189ZM198 52V53H197ZM247 54H246V53ZM255 52H257V53H255ZM260 52V53H259ZM121 53H124V52H121ZM120 53V54H121ZM143 53H144V55H143ZM147 53V54H146ZM168 53V54H167ZM181 53H183V52H181ZM226 53V54H225ZM231 53V54H230ZM233 53V54H232ZM235 53H236V55H235ZM239 53H240V55H239ZM243 53H245L244 55H243ZM105 54V53H104ZM112 54V53H111ZM142 54V55H141ZM160 54H161V52H160ZM174 54V53H173ZM173 54H171V55H173ZM176 54V55H175ZM174 54V56H177L178 54L177 53H175ZM180 54V53H179ZM202 54V56L200 57V55ZM209 54V55H208ZM237 54L239 55V57L237 56ZM249 54V55H248ZM257 54V55H256ZM107 55H109V54H107ZM193 55V56H192ZM196 57H195V56ZM203 55H206V56H208V58L206 57V56H204L205 57V63H204V58H203ZM218 55H220V56H218ZM222 55V56H221ZM231 55V56H230ZM243 57H242V56ZM251 55H253V56H251ZM261 55V56H260ZM119 56H121V55H119ZM148 56H150V57H148ZM214 56V57H213ZM227 56V57H226ZM237 58V59H235V57ZM248 56V57H247ZM251 56V57H250ZM191 57V58H190ZM192 57H195V58H193V60H192ZM211 57V58H210ZM255 59H254V58ZM258 57V58H257ZM110 58V57H109ZM166 58V59H165ZM168 58H170V56H168ZM171 58H173V57H171ZM170 58V59H171ZM187 58H188V60H190V61H188L187 60ZM190 58V59H189ZM213 58V59H212ZM219 58H221V59H219ZM226 58V59H225ZM238 58H239V60H238ZM249 58V59H248ZM251 58H252V60H251ZM117 59V60H116ZM161 59H162V61H161ZM198 59H199V61H200V63H199V61H198ZM212 59V60H211ZM219 59V60H218ZM243 60V62H239V61H241V60ZM262 59H263V62H262ZM107 60H109V59H107ZM175 60H177L176 58H175ZM185 60H186V62H185ZM223 60H225L224 62V64H222L223 63ZM233 60V61H232ZM238 60V61H237ZM247 60V61H246ZM250 60V61H249ZM254 60V61H253ZM80 61V62H79ZM183 62V63H181V62ZM206 61H207V64L209 63V65L208 66H206L207 64H206ZM229 61H230V63H229ZM244 61H245V63H244ZM249 61V62H248ZM253 61V62H252ZM106 61H104L103 63H105ZM110 62V61H109ZM143 62V63H142ZM164 63V65L162 64V63ZM185 62V63H184ZM193 62H192V64H193ZM202 62H203V64H202ZM222 62V63H221ZM235 62V63H234ZM237 62V63H236ZM248 62V63H247ZM153 63V64H152ZM156 63H158L157 64V66H156ZM172 65V67L170 66V64ZM241 63V64H240ZM160 64V65H159ZM178 64V63H177ZM184 64H186V65H184ZM198 64H200L201 66H198ZM255 64V65H254ZM111 65V67H107V66H110ZM164 66V67H162V66ZM166 65L168 66V68L166 67ZM189 65V64H188ZM205 65V66H204ZM224 66V68L227 70H229V69H232V70H229L230 71V74H232L231 76H230V74H228L229 72H228V70L226 71L223 67H220V66ZM230 65L232 66V68H230ZM241 65H242V67H241ZM253 65V68L251 67ZM112 66L116 69H118V70H115V69H113L112 68ZM132 66V67H133ZM154 66V67H153ZM160 66V67H159ZM169 66H170V68L172 69L173 67V70H174V72L173 71H171V69L169 68ZM226 66V67H225ZM234 66V67H233ZM249 66V67H248ZM263 66V67H262ZM106 67H107V69H109V70H106ZM119 67V68H118ZM138 67H140V66H138ZM144 67H145V69H147V67L148 66H146V65H144L143 66V68H141V69H143L144 70ZM167 69H166V68ZM178 67V66H177ZM207 67V68H206ZM244 67V69L245 70H243V69H241V68H243ZM250 69L251 68V70L252 69H254V70H252V72H254L253 74H254V76H253V74H252V72H249V71H251V70H249L248 68ZM110 68H112V71H114L113 73H112V75H111V70H110ZM151 68V69H152ZM158 68H156V69H154L155 71L157 70L158 71ZM162 68H165L167 71H165L164 69L162 70ZM199 68H200V70H199ZM121 69H123V70H121ZM134 69V70H135ZM149 69V68H148ZM205 69V70H204ZM208 71H207V70ZM210 69V70H209ZM220 71H219V70ZM224 69V70H223ZM247 69V70H246ZM162 70V71H161ZM169 70V71H168ZM243 70V71H242ZM117 72V75H120V74H122L121 72ZM145 72H146V70H144ZM148 71V70H147ZM183 71V70H182ZM225 71V72H224ZM232 71V72H231ZM247 73H246V72ZM64 72H67V73H64ZM150 72H151V70L149 69V75L147 74V76L145 75L144 77L146 78V77H151V78H153V76L152 75H150ZM165 72H167V74L165 73ZM173 72V73H172ZM118 73H120V74H118ZM124 73V72H123ZM156 74V72H154V71H152L151 72V74ZM169 73H171V74H169ZM192 73V74H193ZM204 73H208V74H205L204 75ZM226 73V74H225ZM240 73H241V75H243L242 73H244V75H243V77L244 78H242V77H240ZM125 74V73H124ZM158 74V73H157ZM209 74H210V76H209ZM212 74H213V77H211L212 76ZM216 74V75H215ZM219 74V75H218ZM23 75H25V76H29L28 78L26 77V79L27 80H31L30 82L28 81L27 83L28 84H30L31 82H32V85H31V87H30V85H29V89H26L25 87V85H27V84H25L26 83V81H25V83H24V81L22 82V80L20 79V76H22V78L23 77H25V76H23ZM105 75V74H104ZM103 75V76H104ZM116 75V76H117ZM188 75H190V72H189V74ZM187 75V76H188ZM200 75V76H199ZM219 77H218V76ZM222 75V76H221ZM229 75V76H228ZM248 75V76H247ZM250 75H252L251 77H250ZM263 75V87H260V88H258V87H254L253 85H256V84H253V82H255V83H257V84H262V83H259V81H261L262 80V77H260V76H262ZM122 76V75H121ZM125 76V75H124ZM155 76V77H156ZM168 76V77H167ZM173 76H174V78H173ZM186 76V77H187ZM191 76V75H190ZM206 76H208V78H210V79H208V78H206ZM228 76V77H227ZM238 78V80H237V82H236V77ZM257 76V77H256ZM259 76V77H258ZM31 77V78H30ZM106 77V76H105ZM105 77H104V79L102 78L101 79V81L103 80H105ZM107 77H109L108 75H107ZM117 77H120V76H117ZM142 77V76H141ZM143 77V78H144ZM150 77L148 78V79H150ZM154 77V78H155ZM167 77V78H166ZM193 77V78H194ZM202 77H203V79H202ZM215 77H217L218 79H220V77H221V80H219V85H217L216 83L217 82H213L212 83V78H213V80H215L216 78ZM223 77V78H222ZM252 77H253V79H252ZM17 78V79H16ZM137 78V79H136ZM191 78V77H190ZM226 78V79H225ZM232 78H233V80H232ZM248 78H251V79H248ZM109 79H111L110 77H109ZM116 79V78H115ZM182 79V80H181ZM183 79H185L186 81L187 80H189V81H187V84H185L186 83V81H184ZM198 79H200V80H198ZM202 79V80H201ZM207 79H208V81H207ZM242 81H241V80ZM108 80V79H107ZM152 80V79H151ZM155 80H156V78H155ZM234 80H235V82H234ZM247 80V81H246ZM249 80H251V82L252 83H249L250 81ZM14 81H15V83H14ZM102 81V82H103ZM180 81V82H179ZM192 81V80H191ZM194 81V80H193ZM215 81H217V79L215 80ZM228 81V82H227ZM232 81V82H231ZM13 82V83H12ZM76 82H75V85H76ZM132 82H133V80H132ZM137 82V81H136ZM137 82V84L136 85H134V86H137L138 87V85H139V83ZM154 82V81H153ZM170 82V83H169ZM185 82V83H184ZM190 82V83H189ZM201 82V83H200ZM208 82V83H207ZM210 82V83H209ZM239 82V83H238ZM248 82V83H247ZM262 82V81H261ZM12 83V84H11ZM23 83H24V85H23ZM73 83V82H72ZM125 83H127V85L128 84H130V90H128V89H126V87L124 86V88H121L122 87V85H124V83L122 84V83H119V84H122L121 85V87L118 89L119 91H120V89H122L123 91H124V93H125V91H126V93H128L129 91L132 93V91H133V93L132 94H134V92L135 91H141L140 89L139 90H133V88H134V86H133V88H132V90H131V81H129V83H128V81L127 82H125ZM134 84H135V82H133ZM142 83V84H141ZM156 83H159V80H158V82H156ZM156 83H154V84H156ZM165 83V84H164ZM167 83H169V84H171L173 87H172V90L170 89L171 87L169 86V84H167ZM179 83V84H178ZM196 83H193V84H195L196 85ZM68 84V83H67ZM149 84V83H148ZM167 84V85H166ZM178 84V85H177ZM181 84V85H180ZM189 84V85H188ZM214 84H216L217 86H219V87H215V85ZM243 84V85H242ZM248 84V85H247ZM250 84H253L252 86H250ZM63 85V84H62ZM74 85V84H73ZM78 85V84H77ZM76 85V86H77ZM79 85H81V83H79ZM78 85V86H79ZM117 85H118V83H117ZM157 85V84H156ZM166 85V86H165ZM186 85H188L187 86V88H189L190 90L188 91V93H187V90L185 89L186 88ZM198 85H196V86H198ZM207 85H210V87L209 86H207ZM28 86V85H27ZM75 86V89L77 88H79V87H76ZM82 86V85H81ZM80 86V87H81ZM129 86V85H128ZM163 86V87H162ZM212 86H214L213 88H212ZM234 86V87H233ZM237 86V87H236ZM65 87H68V86H65ZM72 87V85L70 86V88ZM103 87H105V86H103ZM137 87H135V88H137ZM161 87V88H160ZM165 87V88H164ZM167 87V88H166ZM181 87V88H180ZM191 87V86H190ZM193 87H194V85H193ZM204 87V88H203ZM241 87V88H240ZM249 87H251V88H249ZM28 88V87H27ZM128 88V87H127ZM139 88V87H138ZM177 88V89H176ZM194 88H196V87H194ZM217 88L218 89H221V90H219V92H218V90H217ZM252 88H254V93H252V95H250L251 96V98L253 99H255V100H252L250 97H249V95H248V93L250 92V90L249 89H251V90H253ZM257 88V89H256ZM26 89V90H25ZM63 89H65V88H62V90ZM175 89V90H174ZM179 89V90H178ZM238 89H240V90H238ZM244 89H247V90H245V97H244V94H242V93H244V92H242V91H244ZM28 90V91H27ZM29 90H31L30 92H29ZM66 90L67 89H65V92H66ZM88 90V89H87ZM159 90V91H160ZM166 90V91H165ZM181 90V91H180ZM183 90V91H182ZM213 90H216V91H213ZM226 90H227V92H226ZM231 90V94H229V91ZM259 90V91H258ZM71 91V90H70ZM75 91V90H74ZM106 91H107V93L109 92V90L106 88ZM128 91V92H127ZM157 91V90H156ZM164 91V92H163ZM171 91V93L173 94V93H175L174 94V96H171L172 94L170 93L169 94V92ZM173 91V92H172ZM184 91H186V93L184 92ZM190 91H192L191 93H192V95H190L191 93H190ZM197 91V90H196ZM206 91H208V92H206ZM212 91V92H211ZM257 93H256V92ZM61 92V93H60ZM64 92V93H65ZM67 92L69 93V91L67 90ZM146 92V93H145ZM179 93V94H177V93ZM182 92V93H181ZM197 92V93H198ZM214 92H215V94H214ZM33 93H34V95H33ZM104 93H105V91H104ZM136 94H137V92H135ZM141 93V92H140ZM140 93H138V94H140ZM190 93V94H189ZM208 93V94H207ZM256 93V94H255ZM26 94V95H25ZM29 94V95H28ZM130 94V93H129ZM184 94H185V96H184ZM188 94V95H187ZM203 94V93H202ZM207 94V95H206ZM221 94V93H220ZM222 94V95H223ZM224 94V95H225ZM235 94V95H234ZM253 94H255V96H253ZM262 94V93H261ZM13 95H18L19 96V98H20V95H22V97L20 98V100H19V98L17 99L18 101H22V102H18V101H12L11 103H9V100H10V98H11V96H13ZM29 96V98H28V96ZM32 95L33 96H36V99L35 98H33L32 99ZM72 95V96H71ZM187 95V96H186ZM210 95V94H209ZM212 95V96H213ZM231 95V96H230ZM248 95V96H247ZM27 96V97H26ZM68 96V97H67ZM69 96L70 97H72V99H74V100H72V99H69ZM143 96V95H142ZM166 96V97H165ZM181 96V97H180ZM190 96V97H189ZM219 96V95H218ZM217 96V97H218ZM232 98V99H230V97ZM237 96V97H236ZM262 95H260L259 97H261ZM173 97V98H172ZM209 97H211V95L209 96ZM220 97V96H219ZM28 98V99H27ZM168 98V100H166V99ZM180 98H182V99H180ZM190 98H192V99H190ZM194 98V99H193ZM203 98H204V96H203ZM202 98V99H203ZM212 98V97H211ZM221 98V97H220ZM236 98V99H235ZM69 101H68V100ZM186 99H189L188 100V103H187V100ZM197 99H198V97H197ZM219 99V98H218ZM217 99V100H218ZM221 99H223V98H221ZM220 99V100H221ZM239 99V100H238ZM29 100V102H27V101ZM70 100H72V101H70ZM166 100V101H165ZM175 100H176V102H175ZM183 100V101H185V103H187V105H184V104H179V102H181V101ZM192 102H191V101ZM201 100V99H200ZM204 100V99H203ZM207 101H209L210 99L209 98H207L206 99ZM213 100H214V102L216 103V101H215V97L213 96ZM235 100V101H234ZM250 100H251V103H250ZM8 101V102H7ZM82 101H83V103L80 105V106H77V105H75V104H71V105H69L68 106V110H70V111H72L74 114H73V116H72V118H74V120H73V123L74 124H76V123H78L79 121V119H81V117L83 116V115H85V113L88 111V109H89V105H90V102L88 101V100H84V99H82ZM145 101H144V103H145ZM194 101V102H195ZM197 101H199V100H197ZM205 101V100H204ZM222 101H224V99L222 100ZM232 101V102H231ZM241 101V102H240ZM255 101H256V104H260V105H258V106H256L255 108H253L252 107V103L254 102L255 103ZM9 103V104H6V106H4V104L5 103ZM171 102V103H170ZM190 102V103H189ZM202 102V101H201ZM213 102V103H214ZM218 102H219V100H218ZM217 102V103H218ZM230 102V103H229ZM239 102H240V104H239ZM243 102V103H242ZM2 103V104H1ZM27 103H30V107L31 108H29L30 109V112H29V109L27 110L26 109V111H21V108L24 106V105H28L29 106V104H27ZM143 103V102H142ZM142 104V105H145V104ZM152 102H151V105L153 106H156L155 104L156 103H154L153 104ZM173 103V104H172ZM206 103V102H205ZM210 103V102H209ZM213 103H210V104H208L207 106H209V109H213V111H210L208 114H210V116H211V118L212 117H214V116H217L218 117V119H216L217 117H215V122L216 123H220V122H224V124L226 123V121H224V118H226L227 116L223 113L224 112V110H222V107H221V110H219V111H217V112H220L221 111V113H220V115H223L224 114V118L222 117V119H221V117H220V115H219V113H218V115H215V113L213 114V112H216V110L215 109H220V108H217L218 107V105L216 106V108L214 109L213 108V105L212 106H210L211 104H213ZM221 103V102H220ZM237 103H238V105H237ZM242 103V104H241ZM246 105H245V104ZM10 104H11V106H13V109H16V106L14 107V105H17V110H15L16 112H17V114L19 115L20 113H22V115H24V116H22V119L23 120H25L24 119V117L26 118L27 116V120L25 121V123L28 125V127H27V125L25 124V123H22V119H21V116L19 115V117L18 116H16L17 118H14V116L9 112V110L11 111V109L12 108H10L11 106H10ZM21 104V105H20ZM159 104V103H158ZM161 104H162V102H161ZM164 104V103H163ZM190 104V105H189ZM204 104V103H203ZM202 104V105H203ZM235 104V105H234ZM8 105V106H7ZM19 105V106H18ZM43 107H42V106ZM67 105V104H66ZM146 105L148 106L149 104H147L146 103ZM181 105V106H180ZM194 105H195V107L198 109V107H199V105H200V107H199V109H201V110H196V108H194ZM221 105V104H220ZM240 105H242V106H240ZM10 106V107H9ZM34 106V107H33ZM141 106V105H140ZM151 106V107H152ZM152 107V113L153 114H151L152 116L154 115V114H156V118H159V120H160V122L162 121V119H164V116H163V114L165 113V112H163L162 110H164V109H161V108H159L160 110H161V112H159V110H158V112L156 113V110H155V107ZM165 106V107H166ZM238 106V108H236V107ZM245 106V107H244ZM263 106H264V103H263ZM141 107H143V106H141ZM140 107V108H141ZM159 107H161V106H159ZM163 107V106H162ZM243 107V108H242ZM249 107V108H248ZM28 108V107H27ZM33 108V109H32ZM144 108H145V106H144ZM144 108H142V109H144ZM240 108H241V110H240ZM248 108V109H247ZM13 109H12V113H13ZM157 109V108H156ZM190 109V110H189ZM223 109H224V107H223ZM230 109H227L226 108V110H227V113H230ZM237 109H239V110H237ZM32 110V111H31ZM34 110H35V112H34ZM40 110V109H39ZM45 110V109H44ZM141 109H139V111H137L138 113L140 112L141 113V111H140ZM149 110V109H148ZM166 110V109H165ZM164 110V111H165ZM179 110V111H178ZM197 112H196V111ZM215 110V111H214ZM247 110H250V112H248ZM14 111V112H15ZM144 111H147V110H144ZM150 111V110H149ZM166 111V112H167ZM197 114L199 111H200V114L199 115H194L193 113L194 112ZM204 111V112H205ZM10 114H9V113ZM20 112V113H19ZM25 112V113H24ZM180 112L179 113H177V114H180ZM30 113H34L35 114V116L33 115V118L31 119L32 121H28V120H30L29 118H30V116H32V115H26V114H30ZM50 113V112H49ZM135 113V112H134ZM138 113H136L137 115H139V117H140V119H141V115L140 114H138ZM145 113H147V112H143V114H145ZM190 113V114H189ZM206 113V114H207ZM211 113L214 115H211ZM225 113H226V111H225ZM233 113L231 114V115H233ZM1 114V113H0ZM47 114V113H46ZM51 114V113H50ZM97 114L98 113H96L95 115L97 116ZM136 114H134V117H135V115ZM143 114H142V116H143ZM166 114H168V113H166ZM165 114V115H166ZM188 114V115H187ZM147 115H149V114H147ZM151 115H149L150 116V118H151ZM181 115V116H182ZM236 115V114H235ZM238 115H239V113H238ZM243 115V113H241V118H238L239 119V121H240V119H243L242 121H243V123H245L246 124V126H247V130H245V131H249L248 132V136L251 138V135H249V133L251 132V130L249 129V128H251V129H255V131H256V129H257V127L256 128H254V127H252V123L253 122H255L254 121V119L253 118H255V116L253 117H250L249 115V119L251 120V118H252V120L250 121V120H248V117L247 118H245V116L246 115H244V116H242ZM36 116H38V117H36ZM42 116V117H43ZM66 116H69V115H66ZM94 116V115H93ZM148 116V117H149ZM166 116H168V117H166ZM165 117H166V119L167 118H169V116H170V114L169 115H166ZM177 116H180V115H177ZM177 116H171V121H172V119L174 120V118H176ZM180 116V118L179 119H181L184 123V125H182L181 127L179 126V125H181V123H180V120L178 121V120H174V121H172L173 123H175V124H177V121H178V127L176 126H174L175 128H173L172 126L171 127H168L170 124H168V126L167 127H164V124H163V126L161 127H159V128H162V130L165 132H163V135H161V136H165L164 134H167L168 136H172L174 133H177V132H179V131H181V130H183V129H185V128H187V127H190L191 125H190V123H191V121L189 122V124L187 125V122H185L184 121V116H183V118ZM185 116V117H186ZM197 116H199V118L197 117ZM209 116V115H208ZM259 116V115H258ZM258 116H257V118H258ZM263 116H264V114H263ZM35 117H36V120H35ZM55 118L57 117V116H54ZM53 117V115L51 116V118H54ZM144 117H145V115H144ZM143 117V118H144ZM220 117V118H219ZM231 117H233V116H230L229 115V118L228 119H225V120H227V123L230 125V127H231V125L233 124V125H235V127L233 128H230L229 126H228V124H227V126H228V128H229V130H233L234 129V131L235 132H233V134L234 133H236V132H238V133H240V131H238V130H240L242 127L240 126V125H242V124H240L239 126H240V128H239V126H238V124H237V122H239V121H237L236 120V122H234L235 121V119H233V118H231ZM235 118H236V116H234ZM238 117V116H237ZM242 117H244V118H242ZM20 120H19V119ZM142 118V119H143ZM146 118V117H145ZM153 119L155 118V115H154V117H152ZM151 118V119H152ZM189 118V117H188ZM208 117H206V119H207ZM256 118V119H257ZM43 119H44V121H43ZM48 119V120H47ZM49 119H50V121H49ZM150 119V120H151ZM210 119V118H209ZM209 119H207L208 121H209V130H211L210 131V133H212V131H213V133L211 134V135H213V136H217V134L219 133V131L220 130H222L221 132H222V134H224V129L225 130H227L225 127H227V126H225L224 127V125L222 126V124L223 123H221V125L219 124H215V122H214V124L215 125H217V126H215L214 124H212L213 123V121L212 120H209ZM214 119V118H213ZM220 119H221V121H220ZM230 119H232V122L230 121ZM237 119V118H236ZM6 121V123H5V121ZM149 120V119H148ZM148 120H146V121H148ZM188 120V119H187ZM186 120V121H187ZM190 120V119H189ZM188 120V121H189ZM194 120V119H193ZM223 120V121H222ZM4 121V122H3ZM33 121L34 122H36V124L40 127H38L36 124H34L33 123ZM52 121H53V119H52ZM57 121H58V118H57ZM138 121V122H137ZM140 120H139V118L136 116V122H137V126L140 124V122H139ZM144 121L145 120H142V122L144 123ZM154 121V120H153ZM155 121H158L157 119L155 120ZM164 121V120H163ZM218 121H220V122H218ZM257 121V120H256ZM10 122H11V125H10ZM12 122H14V123H12ZM30 122V123H29ZM32 122V123H31ZM55 122V121H54ZM152 121H150V122H148V123H151ZM168 122H170V121H168ZM210 122H212V123H210ZM229 122H231V123H229ZM258 122V121H257ZM1 123H3V124H1ZM49 123V124H48ZM52 123V122H51ZM56 123V122H55ZM164 123H166V122H164ZM250 123H251V125H250ZM7 124H9L10 126H5V125H7ZM25 124V125H24ZM30 124H34V126H31ZM43 124V125H42ZM48 124V125H47ZM54 124V123H53ZM146 124V123H145ZM153 124L155 125L156 123L154 122H152L151 124H150V127L153 129V132H154V134L156 135L157 134V132H158V134H162V132H160L159 131V128L157 129V128H155V126H153ZM174 124V125H175ZM196 124H198V125H196ZM204 124L205 125H207L208 124V122H204ZM203 124V125H204ZM210 124H212V125H210ZM15 125V126H14ZM23 125V126H22ZM35 125H36V127H35ZM148 125V124H147ZM160 125V124H159ZM171 125H172V123H171ZM200 126L201 128L203 127L204 129H206V126L204 127V126ZM12 126V127H11ZM44 126V127H45ZM52 126H54V125H52ZM51 126V127H52ZM136 126V127H137ZM166 126V125H165ZM187 126V127H186ZM210 126H211V128H210ZM222 126V129H220L219 127H221ZM236 126H238V128L236 127ZM250 126V127H249ZM7 127V128H6ZM192 127V126H191ZM216 127H218V129H219V131H218V129H214V128H216ZM24 128V129H23ZM41 128H42V130H41ZM45 129V131L44 132H47V133H49L50 135H51V133L50 132H48V131H51V128L50 129ZM208 128V127H207ZM7 129V130H6ZM190 129H192V128H190ZM194 129V128H193ZM243 129V128H242ZM5 130V131H4ZM47 130V131H46ZM179 130V131H178ZM195 130H196V128H195ZM200 130V129H199ZM199 130L197 131V132H199ZM209 130H208V132H209ZM214 130L217 132L218 131V133L215 135V132H214ZM7 131V132H6ZM157 131V132H156ZM255 131H254V133H255ZM259 130L257 129V132L256 133H259L258 132ZM263 131H264V119H263ZM44 132H43V134H41V132H40V134L41 135H44ZM202 132H204V130L202 131ZM226 133H227V131H225ZM242 133L244 132L243 130L241 131ZM9 133H11V134H9ZM169 133H171V134H169ZM245 133V132H244ZM243 133V134H244ZM247 133V132H246ZM251 133H253V132H251ZM3 134V135H2ZM19 134H21L22 136V140H21V138H19L20 136H19ZM39 134V135H40ZM157 134V135H158ZM198 134V133H197ZM205 134V133H204ZM237 134V133H236ZM263 134H264V132H263ZM14 136L15 137V139L13 140L12 138H11V136ZM31 135V136H30ZM166 135V137H168ZM199 135H200V132H199ZM206 135V134H205ZM209 135V134H208ZM208 135H206V137H208ZM258 135H260V134H258ZM258 135H256V136H258ZM3 136V137H2ZM12 136V137H13ZM19 136V137H18ZM45 136H46V134H45ZM69 136H72V135H69ZM69 136H66V137H64V138H66V139H64L63 137L61 138V140H63V142H65L67 139V141L68 142H70L71 140V142H70V144L71 143H73V141H74V145L75 146H77L79 143H80V141H81V138L79 137V136H75L76 137V139H75V137L74 138H71V140L69 139L70 137ZM210 136V135H209ZM211 137V138H214V139H216L217 140V138L216 137ZM225 136H226V134H224V135H222L221 137L223 138L224 137V139H225ZM255 136V138H258V137H256ZM262 136V135H261ZM2 137V138H1ZM13 137V138H14ZM17 137V138H16ZM40 137V136H39ZM42 138H43V136H41ZM40 137V138H41ZM78 137V138H77ZM115 137V136H114ZM113 137V138H114ZM220 137V136H219ZM263 137H264V135H263ZM36 138V137H35ZM40 138H38V140L40 141ZM49 138H51V136L49 137V135H48V138L45 140V138H43L44 139V141H46L45 143L46 144H48L49 142H47L48 140H50ZM123 139H121L120 141L122 142V141H127V140H124V139H127V138H129L128 136H124V137H122ZM20 139V141H18ZM37 139V138H36ZM43 139H41L42 140V142H43ZM74 139V140H73ZM190 139H192L193 141H196V139H194V137L193 136H191L190 137ZM207 139V138H206ZM205 139V140H206ZM208 139H209V137H208ZM223 139V140H224ZM253 137H252V141L251 142H254L255 141V139H254V141H253ZM9 140H10V142H9ZM79 140V141H78ZM210 140V139H209ZM211 140H213V139H211ZM13 141H15V142H13ZM18 141V142H17ZM31 141V142H30ZM262 141V140H261ZM22 142H24V144L22 143ZM52 142L54 143V141L52 140ZM52 142H50L49 144H53ZM79 142V143H78ZM210 142H212V143H214V144H211V146L213 147H211V152L213 153V154H215L216 153V155H220V153L222 152V155L224 156L225 154V152H223V150L221 151L220 150V153L218 152V150L219 149H221V146H222V142H220V145L221 146H219L218 145V143H216L215 144V141H210ZM209 142V143H210ZM224 142V141H223ZM10 143H11V145H10ZM16 143V144H15ZM263 143H264V138H263ZM20 144V145H19ZM22 144L25 146L26 144H29L28 146V148H26V149H24L25 147H22ZM32 144V143H31ZM56 144V143H55ZM69 144V146H71V148H72V145L73 144H71L70 145ZM217 145V146H216ZM11 146V147H10ZM18 146H19V148H18ZM199 146H200V144H199ZM202 146V145H201ZM10 147V148H9ZM27 147V146H26ZM204 147V146H203ZM210 147V146H209ZM219 149H218V148ZM12 148H14V149H12ZM17 150H16V149ZM129 148H131V147H129ZM200 148V150L202 149V147H199ZM206 148H208L207 146H206ZM19 149H22L21 151H23V153L21 152V151H19ZM134 149V148H133ZM132 149V151H134ZM204 149H205V147H204ZM218 149V150H217ZM1 150H3V151H1ZM24 150H26V152L24 151ZM199 150V152H202V151H200ZM8 151V152H7ZM12 151H15V152H12ZM18 151V152H17ZM208 151V150H207ZM206 151V152H207ZM209 151H210V148H209ZM24 152H25V155H24ZM119 152V151H118ZM117 152V153H118ZM206 152H203V153H201L202 155H204V153H206ZM15 153H16V155H15ZM26 153H27V155H26ZM32 153V154H31ZM58 153V152H57ZM91 153V152H90ZM116 153V154H117ZM120 153V154H119ZM118 154L119 155H123L121 152H119ZM135 153H136V151H135ZM217 153H219V154H217ZM11 154V155H10ZM29 154H30V156H29ZM59 154V153H58ZM91 154H94V155H98L96 158L98 159V157H99V159L101 160V158L102 159H109V156L111 155L110 153H108L107 155H106V157L104 158L103 157V155L105 154V152H101V150H96V149H93L92 150V153ZM208 155H209V153H207ZM213 154H211V155H213ZM9 155V156H8ZM206 155V154H205ZM204 155V156H205ZM117 156V155H116ZM158 156V154L157 155H155V156H153V157H157ZM226 156V155H225ZM118 157V156H117ZM120 157V156H119ZM209 157V161L212 159V161L211 162H218L216 159H218V158H211L210 159V155L208 156ZM217 157H219V156H217ZM17 158H18V160H17ZM19 158H20V161L22 160V162H20L19 161ZM27 160H26V159ZM149 158H151V157H149ZM180 158H182V157H180ZM23 159H25L24 161H23ZM42 159H46V163L48 164V161L50 162V164L51 165H53L52 167L54 168V169H51V165L49 164L48 166H47V164L44 166V165H42L43 164V161L44 160H42ZM17 160V161H16ZM219 160V159H218ZM55 161H56V159H55ZM57 161H59L58 159H57ZM16 162V163H15ZM34 162H36V163H34ZM40 162V163H39ZM45 162V161H44ZM263 162H264V147H263V161H260L259 162V164L263 167V173H264V166H263ZM150 164H152V163H154V162H149ZM3 165H5V164H3ZM18 165V164H17ZM6 166V165H5ZM47 166V167H46ZM49 166H50V168H49ZM258 166V165H257ZM25 167V168H24ZM62 167V168H61ZM1 168V169H2ZM9 168V167H8ZM21 168H24V172H22V170H21ZM59 168V169H58ZM4 169H2V170H4ZM58 169V170H57ZM60 169H61V171H60ZM113 169H115V166L114 167H108V166H106L105 167V173H109V171H111L112 172V170ZM147 169V168H146ZM1 170V171H2ZM55 170V171H54ZM103 170V169H102ZM25 171H26V174H27V172H29V174H25ZM96 171V170H95ZM25 175H24V174ZM155 173H158V172H155ZM37 174V176H35ZM57 175V176H56ZM82 175V174H81ZM107 175H109V174H107ZM157 175V174H156ZM257 176V175H256ZM263 176H264V174H263ZM27 179H26V178ZM28 177H29V179H28ZM37 179H36V178ZM23 180H22V179ZM34 178V179H33ZM39 178V179H38ZM44 179V184H42V180H40V179ZM56 178H55V180H56ZM81 178V177H80ZM79 178V179H80ZM83 178V177H82ZM97 178V176H91L90 177V181H93V180H95ZM30 179H32L31 181H32V183H33V180H35V182H34V184L33 185H35V187H37V189L32 185L31 186V181H30ZM79 179L77 178V181H76V183H78V181H79ZM257 179V178H256ZM13 180V181H12ZM20 180H22L21 181V183H22V186H23V183H25V181L27 182V183H25V185H24V188H22L21 189V184H20ZM49 180H52L51 182H48ZM3 181H5L4 182V185L2 184L3 183ZM24 181V182H23ZM36 181H37V185L35 184L36 183ZM47 181V182H46ZM80 181L82 182V180L80 179ZM90 181H88V183L90 182ZM7 182V183H6ZM79 183V184H82V183ZM83 182H84V180H83ZM257 182V183H256ZM259 182H261L260 180H255V179H252V180H250V181H248V183H250L249 185H251V186H254L255 184H258ZM8 183H12L11 185H13V183H14V187L12 188V187H8L9 186V184ZM30 185H29V184ZM91 183V182H90ZM144 183V182H143ZM143 183L141 184V186L143 185ZM263 183H264V178H263ZM7 184V185H6ZM3 185V186H2ZM7 187H6V186ZM16 185V186H15ZM19 185H20V187H19ZM264 185V184H263ZM1 186H2V190H1ZM5 186V187H4ZM18 186V187H17ZM30 186H31V188H30ZM74 186H75V184H74ZM86 186V185H85ZM16 187V188H15ZM28 189H27V188ZM36 189H34V188ZM11 188V189H10ZM72 188V189H73ZM8 189V190H7ZM25 189V190H24ZM42 189V188H41ZM14 190V191H13ZM29 190V191H28ZM3 191H5V192H3ZM9 191V192H8ZM23 191V192H22ZM27 191H28V193H27ZM26 193V194H25ZM28 194V195H27ZM54 194V195H53ZM84 194V195H85ZM245 194V192L243 191V193L240 195V196H243ZM19 195V196H18ZM26 196V198L27 199H24L25 198V196ZM77 195L79 196V197H77ZM81 195V196H80ZM85 195V196H86ZM106 195H107V190H106ZM8 196H9V198H8ZM16 198L17 196V201L16 202H19L18 201V199L21 201V200H23V202L21 201L20 203H21V205H19V203H16L15 201H14V198ZM23 196V197H22ZM27 196H29V197H27ZM65 196H67L68 198L67 199H65L66 197ZM71 196H73V199L72 200H68V199H71L72 197ZM79 198L78 200L75 198ZM31 197V198H30ZM58 197H60V199L58 198ZM69 197H71V198H69ZM120 197V196H119ZM22 198V199H21ZM28 198H30V199H28ZM51 198V199H50ZM62 198H64V199H62ZM80 198H83V199H80ZM114 197H112V199H110V200H115V198H116V196H115V198L113 199ZM11 199V200H10ZM91 199V200H90ZM120 201H119V203H118V205L121 203H125V201H123V202H121V199L123 200V198L121 197V198H118ZM64 200V201H63ZM67 200V201H66ZM77 202H76V201ZM109 200V201H110ZM14 201V202H13ZM74 201V202H73ZM94 201V200H93ZM118 201V200H117ZM65 203V205H62V204H64ZM15 204V205H13L14 207H16L15 209H13L11 206H10V204L12 205V204ZM54 205H53V204ZM57 203V204H56ZM66 203H68V204H66ZM76 205V203L78 204L77 206H75L74 204ZM115 203V201L114 202H110V205H112V204H114ZM50 204V205H49ZM73 204V205H72ZM83 205V206H81V205ZM117 204V203H116ZM115 204V205H116ZM120 204V205H121ZM7 205H8V208H10L11 210H13V211H11L10 209V211L13 213V214H10V212H9V210H7L6 208H7ZM27 205V206H26ZM70 205H71V207H70ZM85 205V206H84ZM114 205V206H115ZM5 208H4V207ZM10 206V207H9ZM45 206V207H44ZM53 206H55V209L53 208ZM59 208H58V207ZM61 206V207H60ZM68 206V207H67ZM72 206H74V207H72ZM79 206H81V208L79 207ZM117 206V205H116ZM26 208V209H24L23 211H24V213L23 214H21L20 213V215H19V212L22 210V208ZM44 207V208H43ZM50 207H52V208H50ZM111 207V206H110ZM29 209V210H28ZM45 209H48V211L46 210L45 211ZM51 211H50V210ZM58 209V210H57ZM65 211H64V210ZM34 210H36V212H38V213H36ZM43 210V211H42ZM62 210H63V214L61 213L62 212ZM83 212H82V211ZM40 211H42L43 213H40ZM47 212V213H45V212ZM81 213H79V212ZM87 211V212H86ZM32 212V213H31ZM34 212H35V214H34ZM51 212H53V213H51ZM58 212V213H57ZM78 212V213H77ZM29 213V214H28ZM57 213V214H56ZM71 213V214H70ZM5 214V215H4ZM7 214V215H6ZM10 216H9V215ZM34 214V215H33ZM52 214H53V216H52ZM68 214V215H67ZM80 214V215H79ZM19 215V218L18 217H16V216H18ZM82 215V216H81ZM109 215V216H108ZM115 215V216H114ZM118 215H119V213H118ZM5 216V217H4ZM8 216V217H7ZM3 217V218H2ZM6 217H7V221H6ZM28 217V218H27ZM113 217H116L115 219L113 218ZM238 217V216H237ZM10 218V219H9ZM16 218H18V222L20 223H16L17 222V220H16ZM38 218V219H37ZM5 221H4V220ZM20 219V220H19ZM28 221H27V220ZM42 219V220H41ZM113 219L116 221H114V224H112V222L111 221H113ZM9 220V221H8ZM22 220H24V221H27V222H24V221H22ZM235 220V219H234ZM31 221H32V223H31ZM37 221V222H36ZM40 221H41V223H40ZM22 222H23V224H22ZM42 222H43V224H42ZM45 222V223H44ZM51 222V223H50ZM25 223V224H24ZM35 223H37V224H35ZM121 223V222H120ZM6 224V226L4 227V225ZM18 225V226H14V225ZM42 224V225H41ZM112 224V226L113 225H118V226H116V228H114V226H113V228H114V230H113V228H112V230H111V227H110V225ZM263 224V223H262ZM22 225H24L23 227H22ZM36 225V226H35ZM41 225V226H40ZM8 226V227H7ZM25 226H27V227H25ZM53 226V227H52ZM12 227V228H11ZM14 227V228H13ZM18 227L20 228V229H18ZM133 228V229H132ZM115 229H117V230H115ZM12 230V231H11ZM136 230V229H135ZM122 232V233H121ZM263 233H264V231H263ZM117 234V235H116ZM134 235V236H133ZM135 237V238H134ZM263 238H264V236H263ZM24 249V250H23ZM148 255H149V257H148ZM32 258H31V257ZM48 257V258H47ZM51 257V258H50Z\"/></svg>", "mask_w": 264, "mask_h": 264}]
</instances>
